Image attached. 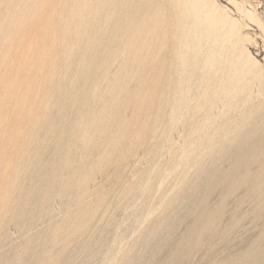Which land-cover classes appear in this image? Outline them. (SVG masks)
Wrapping results in <instances>:
<instances>
[{"label":"rangeland","instance_id":"obj_1","mask_svg":"<svg viewBox=\"0 0 264 264\" xmlns=\"http://www.w3.org/2000/svg\"><path fill=\"white\" fill-rule=\"evenodd\" d=\"M12 1H15L17 4L15 2L12 3ZM12 1H10V0H5L4 1L3 0L4 4H3V2L0 3V5L3 4L2 5L3 8L5 6L8 8V9L6 8L7 11L5 10V8L3 9V11H1L2 9H0V22H1L0 24H2V25H0V27L4 26V24H5L4 22H6V18H8V17L4 18V16L7 15V14H8L7 16H9L10 11L13 10V7L15 9L18 6V2L19 1H20L19 2L20 3L19 6H22V7H24V6L26 7L27 6L26 5L27 1H29L31 3L32 2L35 3L37 1L35 4L38 5V2H39V7L43 6V7H41V9L45 8V7H49V9L48 10L47 9H43L41 11L38 10V12L40 11V13H39L40 16H38L39 15L38 12H37V14H35V16L37 15V17H34L28 23V25H27L28 28H27L26 31H21V32L18 31V30L14 31V28H13L11 31H7L5 33L6 30H4V28H2V27H1L2 31L0 30L1 31L0 32L1 33L0 34V47H2V50L0 48V59L2 58L1 59L2 61H1V64H0V87H1L0 88L1 89L0 90V92H1L0 93V117L1 116L3 117L2 119L0 118V120L2 121V122L0 121V136H1L0 137V151H1L0 152V161L2 162V160H3V162L0 163V169L2 168L0 170L1 173H2V174L0 173V189H1L0 192H2V193H0V197H1V199H0V202H1L0 203V206H1L0 207V213H1L0 214V221H1L0 222V264H21V263L22 264H28L27 262L26 263L24 262L25 255H30L31 261L29 262V264H126L127 262H128L127 264H129L133 260L135 255H140L139 258H141V259L143 258L142 256H146L144 251L145 250L147 251L159 239L165 237L166 234L168 233V230L170 231V229H173V226H174V231H173L174 233H173L172 237L170 238V241L167 242L166 249L164 251H162L160 253V255H159V259H158L159 260V264H163L165 262L164 260L167 259V254L169 253L168 250L171 247V245L178 244V242H180L181 237L185 233H187V231H191V232L194 233L196 242H195L194 246L192 247V249L190 250V254L188 256H186L180 264H228V263H230L231 259L238 258L247 249H248L247 253H246L247 259H249V258L253 259L255 257V258L258 259V261H261L263 263L264 262V219H262V221H261L260 220L261 218H259V220H260L259 221L258 218H256L257 216L253 215V214H255V211L254 210L252 212L250 211L251 208L249 207L250 204H248L249 201L247 203H245L244 206H242L243 205L242 204L241 207H239V209H237L238 208L237 205L240 206V201L238 200L239 198H236L237 196L233 195V194L231 196L229 195L228 198H226L225 196L228 193V192H226V190L228 191L227 187L225 189V187H223V186H219V185L217 186L216 185L215 188H213L214 185H212V184L209 185L210 183H209V181L207 182V178L206 177H203V179L205 178L204 180L200 177L202 170L201 171H198V170L201 169L202 162H203L204 165H207L208 164V160H210L212 158V156H215V157H213L214 159L212 158L210 160L211 162L209 161L210 163H214L215 161H217L216 160V155H213L212 153H210V155L208 157L209 153L207 154V152L209 150L208 151L206 150V152H203L204 154L203 153L199 154V151L197 149L194 150L192 144H190L191 147H190V145H188L190 143V141L186 137V134H185L186 133V125H187V127L188 126L191 127V124L193 122V124H192V126H193L195 124V122L197 121V119L190 120L189 123H191V124H184L183 123L184 122L183 119H181V117L179 115L174 114V116H173V109L178 104V102L176 103V100L174 99V97L173 96L171 97L173 91H170V90H174V89H176L178 87H181L182 84L181 85L179 84V80L181 78L174 71L173 67H171L170 61L172 62L171 58H174L173 54H170L171 53V49L170 48H172V46H171V43L169 41L171 39V36L169 34V31H167L165 28H170L169 24H170V22L172 23L170 16L176 15V13H178L177 9H179L181 7L180 5H182V3H185V2H183L182 0L181 1L180 0H176L177 2L179 1L177 3L176 1L174 2V0H171V1L169 0L171 2V4H173V5L176 4V5H174L175 6L174 7L173 5L169 6L170 4H168V3H170V2L168 0L167 1L166 0L165 1L164 0H161V1L160 0L159 1L158 0H153V1L151 0L152 2H150L149 0H138L137 1L138 3L135 0H125V1L124 0H120L122 3L119 0H116V1L115 0H110V1L109 0L108 1L107 0H100L104 4H105L106 1H107V3L109 2L108 3L109 5L106 3L105 5H107V6L103 5L104 6L103 7V6H98L99 4H97V6H96V3L99 2L100 4H102V2L95 1V0H92L91 3L89 2L90 0H87L88 2L86 0H85L86 2H83L84 0H79L80 2L82 1V3H79V1H78V3H75V2H77L75 0H69L70 2L67 0L68 3L65 2L64 4L67 3L65 6L71 5V6H69V7L72 8L71 9L68 6H67L68 7L67 8V7L62 5L63 4L62 2H64L65 0H63V1H61V0L53 1L52 0L51 2H53V3H50V0H43L42 2L40 0H25L24 1L25 3H23V0H17V1L16 0H12ZM57 1H59V2H57ZM93 1H94V5L96 6V8L92 7L94 5L91 6ZM172 1H173V3H172ZM215 1H217L219 6H226V5L229 6L231 8V11H230L231 15L234 14L233 17L241 18L240 13L237 11L236 7L234 6V4L230 0H215ZM253 1H255V0H250V3H252L253 6H256L257 5L256 2H253ZM10 2H11V5H13V7L9 4ZM114 2H115L116 5L114 4V5L111 6L110 3L113 4ZM187 2H188V5H186ZM223 2L225 3V5H224ZM5 3H6V5H5ZM48 3H50L51 6H48L47 5ZM86 3H89V4L86 5ZM153 3H154V6H153ZM52 4H53L54 7L52 6ZM83 4L86 5L87 7L84 6ZM120 4H121V7H120ZM130 4L131 5L133 4V5L130 6ZM177 4H178V6H177ZM186 4L185 5L187 7L185 8V6H182V7H184L183 9H187V10L190 9L191 8V7H189V6H191L190 2L186 0ZM7 5H10V6L8 7ZM72 5H74V6L78 5L76 7H79L78 8L79 10H76L75 7L72 6ZM2 6H0V8ZM58 6L61 7L60 8L61 10L63 8L64 10H62V12L65 13V14L64 13L61 14L62 16H60V17H59L60 13L58 12L60 9H59ZM168 6L172 7V8H170V10H169ZM85 7H86V9L89 7L87 9L88 11L85 9ZM97 7H101V10H99L100 8H97ZM114 7H116L115 9L117 11L114 10ZM165 7H166V9H165ZM249 7H252L251 4H249ZM93 8H95V12H93V13H95L94 17L97 16V17H95L96 19H94V20L92 19L93 17L91 18L93 13L89 11V10L93 11ZM105 8H106V12L107 11L111 12L112 10H114L113 11V12H115L114 18L105 20V18L108 16L109 12H107L108 14L105 16V18H103L104 14H106V12L102 13L103 16H102V14L100 12L102 10L104 11ZM120 8L123 9V12H121L122 10H120ZM174 8H176V10ZM258 8H259L260 11H264L263 7H258ZM74 9H75V12H76L75 15L73 14L74 12H72ZM82 9L83 10L85 9L84 11H86L88 13H85ZM97 9L100 12H97L96 11ZM164 9L166 10L165 13H164ZM46 10H47V12H46ZM67 10H69V11L67 12ZM118 10H120L121 13ZM5 11H6V14H5ZM78 11H80V13L77 14ZM170 11H171V13H170ZM175 11H177V12H175ZM44 12H45V14H44ZM82 12L85 13V14H88V16L87 15L86 16L88 17L89 22H90V20H92L93 22L89 23L87 17H85ZM181 12H183V11H181L179 9V14H177V15L183 16L184 18L188 17V19L195 18V16L197 15V13L196 14L192 13V14H187L189 16H186V15L184 16V14L181 13ZM97 13H99V14H97ZM167 13H170L169 14L170 16H168ZM81 14H83V15L80 16ZM100 14H101V16H100ZM148 14H149V16H148ZM157 14H158V16H157ZM41 15H42V18H41ZM44 15H45V17H44ZM57 15H58L59 18L57 17ZM77 15H79L78 16L79 17V21H78V18H75V17H77ZM125 15H128V16L126 17ZM52 16L53 17L56 16V17L55 18H51ZM63 16L65 17L64 19H63ZM143 16H144V18H143ZM154 16H155V18H154ZM156 16L158 18L157 20H155ZM68 17L71 18L70 21L68 20L69 19ZM82 18L84 19V22L89 23V27L91 26L90 27L91 29H88V31H87L88 34H82L81 32L77 33V31H75V30H78L81 27L80 23H82V21H81ZM85 18H86V20H85ZM58 19H59V21L62 19V22L63 21L66 22V19H67V22H66L67 25L65 24L67 26V28H66V26L64 27V25H62L64 22L59 24ZM100 19H102V20L104 19L102 24H101L102 21ZM150 19H151V21H150ZM126 20H127V22L125 23L124 21H126ZM128 20H129V22H128ZM158 20L161 21L160 23L162 25L160 23H158ZM115 21L117 23L118 22L119 23L116 25ZM139 21H141V22H139ZM47 22L49 24L51 23L50 26L48 25ZM68 22H70V23L68 24ZM76 22L78 24H75ZM137 22L139 23L140 26L139 25L136 26ZM142 22H143V26H141ZM155 22H156L157 25H160V26L157 27V30H156L157 32L155 31V29H156ZM41 23L43 25H40ZM52 23H53V25L54 24L56 25L58 23V25H56L57 26L56 28L59 27V30L57 29L59 32L56 30L55 25L53 26V28L55 30L53 28H50ZM91 23H94V24L92 25ZM112 23H114L115 26H117L119 28L123 27L122 28L123 30H121V29L119 30V28L113 26L114 24H112ZM150 23H153V24H150ZM174 23H175V21H174ZM103 24H105L103 26V28H106L107 30L102 28ZM121 24H124V25L122 27H120ZM74 25H75V28H74ZM95 26H96V28L100 26V28L96 29ZM107 26H108V28H107ZM163 26H165V27H163ZM110 27H111V29H109ZM113 27H115L114 30H112ZM135 27H137V29ZM174 27L177 28L176 24L173 25V28ZM63 28H65V29L63 30ZM72 28H74L75 30L72 29ZM93 28H94V30H92ZM146 28H148V30H146ZM152 28L153 29L155 28L154 29V33L155 34L153 35V39L151 38V36H152L151 34L153 32V30H151ZM171 28H172V26H171ZM102 29L106 33L103 32ZM117 29H118V31L115 33V31ZM65 30H66V32L64 33L63 31H65ZM89 30H90V32H89ZM91 30L94 31V33L96 32L95 34H97V35L93 34V32L91 33ZM110 30L113 32V35H112ZM136 30H138V32ZM139 30L141 31L140 33H143L144 35L143 34L141 35L139 33ZM143 30H144V32H143ZM168 30H171V29H168ZM242 30H243V34L245 33L244 35H249L248 41H246V45L249 48V50L250 49L252 50V51L250 50V52L253 53L252 54L253 57L255 59L257 58L256 60L262 63V64L261 63L260 64H261V68L263 69L264 68V47H263L264 46V41H263L262 36L260 35L261 34V29L259 28V26L256 23L248 21V25H244ZM107 31H108V33H107ZM127 31H128V33H127ZM132 31H133V33H132ZM135 31L137 32V36H136ZM43 32L46 35H43L44 34ZM60 32H61L62 35L58 36V34H60ZM123 32H125V33H123ZM146 32H151V34L146 33ZM28 33L31 35L32 38L29 37L30 35H28ZM114 33H115V36H118V37H115ZM126 33H127V35H126ZM134 33H135V35L132 36V34H134ZM166 33H167V35H166ZM108 34L109 35L111 34L110 36H112V37L108 36ZM120 34H122V35H120ZM158 34H160V35L158 36ZM163 34H165L166 40H167V37H168V39L170 38L169 40H167V43H168L167 45H166V42L164 43V41H166V40H164L165 39L164 36H161ZM168 34H169V36H168ZM251 34H252V36H251ZM34 35H36L37 37L34 36ZM86 35L87 36L88 35L91 36V39H90L89 36H88L89 39H87ZM147 35H148V37L150 36L149 39H148ZM3 36L4 37L6 36V37L4 38ZM39 36H41V37H39ZM94 36H96V37H94ZM97 36L99 37L98 39H97ZM107 36L110 39L107 38ZM119 36L120 37L122 36L123 39L125 37V41L122 38H120ZM128 36H132V37L129 38ZM24 37L26 38V41L21 43V45L19 44L21 46L20 47L18 45V42L20 41L19 39L22 40V38H24ZM38 37L41 38V40H42L41 43H40V39ZM67 37L69 39H67ZM92 37L94 38L93 40L96 41V42H94V44H93ZM157 37H160L159 39L163 40V42L160 41ZM29 38L32 39V40L30 39V43L31 44L30 43L27 44L29 42ZM34 38L35 39L38 38L39 41L37 40V42H36V40ZM95 38H96V40H95ZM106 38L109 39L110 41H108ZM111 38H113V39H111ZM127 38H128L129 41L127 40ZM140 38L144 39V42H142V41L140 42V40H139ZM156 38H157V40H156ZM12 39H13V42L11 41ZM51 39H52V41H51ZM54 39H55L56 45H55V42H53ZM115 39L116 40L117 39H122V40L121 41L118 40L119 41L118 42ZM150 39H152V40L150 41ZM3 40H5V42ZM6 40H8V41H6ZM59 40L62 41V42H60ZM69 40H71V41H69ZM72 40H74V41H72ZM98 40L100 42H98ZM102 40H103V42H101ZM45 41L48 44L47 48H45V49H47V50L50 49L49 51H46L45 49H43L44 46H46V43H44ZM130 41H132V42H134L136 44L135 50L132 49L135 44L133 43V46H132V43H130ZM159 41L161 42V44L162 43L165 44V46L163 44L162 45L160 44L161 45L160 47H162L160 49H159V46H158L159 43H160ZM81 42H83V43L85 42L86 45L85 44L84 45L87 48V50H86V48L85 49L82 48V50H86V51H83V52H85L84 54H83V52L81 50L77 54L78 56H76V54L74 55L76 59L74 57H72L73 61L71 60V68H73V69L71 70L70 66H67V65H69V63L64 61V60L67 61V59H64L65 56L67 57V55H68L67 54L68 53V51H67L68 48L67 47H69L70 44L72 45V43H73L72 46H74V47H75V45L77 43H78L77 45L79 46ZM114 42H117V43H114ZM127 42H129V44ZM136 42H138V43H136ZM145 42H147V43H145ZM142 43L143 44L145 43L147 45V47H144V46H146L145 44L142 46ZM153 43H154V46H153ZM11 44L14 47L13 50H12V45ZM43 44H44V46H42ZM66 44L68 46H66ZM87 44L88 45L90 44L89 46H91V44H93L92 47L94 48L93 49L94 51L92 50V48L87 46ZM116 44H119V45L114 46ZM123 44H124V46H123ZM130 44L132 46V48H130L132 53L129 52L130 50L128 48ZM138 44H140V45H138ZM16 45H18L17 48H16ZM32 45H34L33 46L34 50L30 49V47L32 48ZM81 45H80V48H81ZM84 45H82V47ZM151 45H152V48L153 47H155V48H153V49L150 48L149 49V46H151ZM109 46H110V48H109ZM137 46H140L141 47V48L139 47L140 49H143V47H144V49L148 48L149 50L147 49L148 50L147 51L146 49L145 50L143 49V52H139L140 49L136 48ZM52 47H55V48H52ZM115 47H117V48H115ZM76 48H77V46H76ZM163 48H165V49H163ZM88 49H91L92 51L88 50ZM121 49H123V50L121 51ZM137 49H139V50H137ZM158 49H159V52L157 51ZM22 50H24V51H22ZM160 50H162L161 54H159L161 52ZM55 51H57V52L55 53ZM113 51H115V52L117 51V52L115 53ZM36 52H38L39 54H37ZM88 52H89V54L87 55ZM125 52H127V54ZM156 52H158L159 55H157ZM118 53L119 54L122 53V54L119 55ZM135 53H136V56L138 57L139 61L137 59H135V58H137L135 56ZM15 54H16V56H15ZM60 54L63 55V56H61ZM80 54L86 56V60H87L86 62H90L91 63V64L89 63L90 65L88 64L89 65V70L87 72L88 74H86L88 78L85 77L89 83L91 82L90 83L91 85L89 83L87 84V81L85 79H83L84 77L82 79L80 78L81 85H78L79 87L77 86V89H79V92H78V90L72 89L71 82H72V79L74 78V76L72 77V74L76 73L75 71L77 70L78 63H80L82 61L81 60L82 58L80 59V57H82V56H80ZM132 54H134L133 56H135V58H132V56H131ZM152 54H153V56H152ZM1 55H3V56H1ZM58 55H59V57H58ZM126 55H127V57H126ZM148 55H149V57H146V58L150 59L151 56H152V60H153V58L155 59V60H153V62L156 61L152 65V60L151 59H150L151 63H149L150 61L148 59L146 60L148 62L146 65H149L152 68V70H151L150 67L148 68V66H143V65L142 66H138V65L144 64L145 60H144V57L142 58V56H148ZM154 55H156V56H154ZM43 56H45V57H43ZM115 56H116V58H115ZM139 56H141L140 58H142L143 63L141 62ZM33 57H35V59ZM57 57L59 58V60L56 61ZM17 58L20 59L21 62H19V60H17ZM61 58H62V60H61ZM162 58H164V59L162 60ZM37 59H38V61H37ZM129 59L132 60L133 62H131ZM134 59L137 60V61H135ZM34 60L39 63V64H37V66L36 65H32L33 63L34 64L37 63V62L35 63ZM165 60L167 62H165ZM62 61H64V63ZM104 61H106V64L103 63L104 67L102 68L101 67L102 63L101 62H104ZM127 61H128V63H130V64H128V65H130L129 66L130 70L127 71V73H125L126 70H128L127 69L128 65L125 63ZM134 61H135V63L140 62L141 64L140 63L139 64L137 63L138 65L131 64V63H134ZM18 62H19V64H18ZM43 62H44V65H43ZM48 62H50V63H48ZM119 62L123 63V66H122L123 68H125L127 66V68H125V69L122 68V70H125V72L121 70L123 75L124 74L125 75L128 74V76H129L128 72L132 71L131 69H134L137 66H138V68L136 70H138V71L136 72L135 69H134L133 70L134 72L133 71L130 72L131 75L129 77L127 76V77L124 78V76H125L124 75V76H122V78H123L122 79L120 77V75H122V73L120 72L121 64H119ZM158 62H159V64H158ZM76 63H77V65H76ZM107 63H108V65H107ZM109 63L111 64V66H110ZM118 64H119V67H118ZM17 65H20V67L23 68V69H20V67L17 66ZM32 66L36 67V68L34 69ZM63 66H66L67 68L65 67V69H64ZM90 66L95 67V69L90 67ZM132 66L134 68H132ZM154 66L158 67V68L156 69V68H154ZM24 67L26 69H24ZM57 67H58L59 70L56 69ZM60 67H61V69H60ZM74 67L76 68L75 71H73L75 69ZM110 67L113 69V72L115 70L114 74L112 73V69ZM139 67H142V69L139 68ZM15 68H16V70H15ZM41 68L43 70H41ZM108 68L111 69V71H109ZM29 69H31V70H29ZM37 69L41 70L39 72L38 76H37V72H38ZM67 69L68 70L70 69V70L66 71ZM20 70H22L21 72H23V73H20ZM146 70H148V73L150 71H155V72H150L151 77L153 76L158 81L162 80L161 82H164V83H161V82H158V81L156 82V80L152 77L155 80V82L152 79H151V82L153 81L152 83L156 84V85L153 84L156 87V89L152 88L153 85H152V87L150 86L152 89L149 88V87H145V86H149L150 83H151L150 80H149L150 79V75L148 73H146L147 72ZM25 71H26V73H25ZM27 71H28V73H27ZM34 71H36V73ZM103 71H104V73H103ZM106 71L109 72V73L111 72V74L107 73ZM1 72L2 73L5 72V74L3 75V76H5L4 78L1 77L2 76ZM29 72H30V74H29ZM32 72H34L35 74L32 73ZM92 72L93 73L95 72L96 74L95 73L92 74ZM119 72L121 73L120 75H119ZM138 72H139V74L135 75ZM172 72H175V73H172ZM115 73H117V75H119L118 77L120 79H118V77L115 75ZM154 73H157V75H155ZM49 74H51V75H49ZM66 74L68 76L65 78L64 75H66ZM158 74L159 75L161 74L160 77H159ZM166 74H167V76H166ZM111 75L112 76L115 75V77H111ZM133 75L138 79V81H136L137 79L135 80V77H132ZM263 75H264V69H263ZM18 76H19V78H18ZM32 76H34V77L32 78ZM50 76H53V77H50ZM144 76H145V78H144ZM147 76L149 77L148 81H147ZM157 76L159 77V79H158ZM171 76L173 78L175 77L174 80H172L173 78ZM7 77H9V80H8ZM16 77L18 79H16ZM30 77H31V79H30ZM36 77H38V78L40 77L39 79H41V81H43V83L40 80H38V79H37L38 81H36ZM49 77L52 79V81H53L52 83L53 84L50 83L51 79H50V81H48L50 84H48L47 80H49ZM101 77H103V79L105 78V81L106 80L107 81L105 82L103 79H101ZM168 77H169L171 82L167 79ZM109 78H112V80H114L115 83L119 80V82H117V84L119 83L118 86H117V84H114L111 81V84L113 83L114 86L112 84V85H109V88H107L108 84L110 83V82H108V80H110ZM114 78H116L117 81ZM127 78L128 79L131 78V79L127 80ZM132 78H134V79H132ZM160 78H162V79L160 80ZM6 79L9 81L8 83L6 82L7 81ZM121 79H122V81H120ZM139 79H142L143 81L139 80ZM165 79L167 80L166 82L172 83V86L174 87V89H173V87L170 88V89L168 88L169 85H167L168 83L165 82ZM57 80L59 81V83L61 82L60 83L61 86L63 85L64 87L63 86L61 87L59 85V83L55 84L54 81L57 82ZM83 80L86 83L85 82L82 83ZM124 80H125V82L123 83ZM134 80L137 83L133 82ZM67 81L68 82L70 81V82L67 83ZM94 81H96V82H94ZM101 81H104V84H103V82H102V84H99V82L101 83ZM173 81L175 83H173ZM182 81H184V80H182ZM13 82H15V83L13 84ZM45 82L47 84H45ZM126 82H129V83H126ZM139 82H140V84H138ZM145 82H146V84H145ZM92 83H94V84L92 85ZM95 83L99 84V85L97 84L98 87H97V85H96V87L94 86ZM120 83L122 85V88H121ZM131 83L133 84V86L136 85V84H137V86L133 87ZM159 83L161 84V86H160ZM261 83L264 86V81H262ZM27 84L28 85L30 84L32 88L30 87V85L28 86ZM43 84H45V85H43ZM54 84L56 85V86H54L55 88H53V86H50V85H54ZM83 84L84 85L86 84V85L84 86ZM125 84L127 86H129V88H127V86ZM143 84H144V86H143ZM6 85H8V86L6 87ZM26 85H27V87H26ZM33 85H34V87H33ZM38 85H40V88H41L40 92H37V91H39V86ZM48 85H49V87H48ZM140 85L142 86V90H141ZM42 86H43V88H42ZM57 86L59 87L60 90H58ZM91 86L95 87V88L93 87L94 90L93 89L91 90V88H92ZM100 86H102V87L99 88ZM104 86L106 88H104ZM110 86H112V88ZM158 86L160 87V88H158V91L161 89L159 93H161L163 95L165 94L166 88L168 89L166 91V95L167 96L164 95V98H162L163 96L161 94L159 95V94L155 93V92H157L156 90H157ZM165 86H167V87H165ZM84 87H86V88H84ZM132 87H133V89H132ZM248 87H247L248 88L247 91L250 94L249 91H251V93L252 92H256V91H258L260 89L261 85L260 86H255V87L251 86L252 88L250 86H248ZM130 88H131L132 93L134 95L131 94ZM134 88L135 89L138 88V89H136L137 90V94L139 93L138 96H137L136 92L134 93V91H136ZM7 89H8V91H7ZM55 89L58 90V93H57V91ZM100 89H102V90H100ZM106 89H108V90L106 91ZM114 89L116 90V92H115ZM122 89H123V91H122ZM11 90H12V92H11ZM46 90L49 91L50 93L53 92L52 93L53 96L56 95L57 97L55 96V98H54L51 95H47V97L50 96L48 98L49 100L45 99L44 96L46 97V94L49 93V92L47 93ZM50 90H52V92ZM65 90H66V92H69V90L71 92L65 94L64 93ZM97 90L99 91V93H97ZM119 90H121V91H119ZM162 90H164V91L161 92ZM2 91H4V92H2ZM41 91H44V92H41ZM61 91H62V93H61ZM100 91L102 92V94H101L102 96H99V94L101 93ZM110 91H111V94H110ZM140 91H141V93H140ZM45 92H46V94H45ZM76 92H78L80 94H77ZM83 92L85 94H87V96L85 94H83ZM103 92H106L107 94H110V96L107 95L106 93H103ZM112 92H113V94H116L117 92L121 93V94L117 93L118 95H116V97H115L116 98L115 102H117V103L113 102L114 100L112 101V99H115V98H113L114 95L112 94ZM143 92L147 93L146 94L147 97H144L143 99H145V98L146 99L143 100V101L140 100V99L139 100H140L141 103L142 102L143 103L146 102V103L144 105H142L143 103L141 104L142 105V109L139 112V108L138 107H140L139 106L140 103H139V100H138L137 97H139V96L141 97L142 94H144V96H145V93H143ZM35 93L36 94H38V93L41 94V95L38 94L39 95L37 97L38 99L36 98L37 95ZM42 93H44V95ZM256 93H254V94H256ZM31 94H32L33 97L30 96ZM62 94L64 95V99H63ZM68 94H69L68 99H70L69 102H72V103H69L68 101L66 102V100H68V99L65 100V98H67ZM103 94H105L107 96V98H106V96L104 95L106 99H104ZM121 95H123V96H121ZM4 96H5V98H4ZM60 96H62V97H60ZM118 96L121 99H123V100L127 99V103L124 102L125 100L124 101L121 100ZM254 96L257 99L254 98L253 101H256L257 103H260V102H262L264 100L263 96L261 97V96H258L257 94L254 95ZM29 97L33 98L34 101L36 100V102H34L33 99L31 101V99ZM128 97L131 98V99H128ZM156 97H157V100H158L159 103L155 99ZM53 98H54V100H53ZM94 98H95V100H94ZM108 98L112 101V105H111V102H110L109 105L108 104L106 105V103L107 102L109 103V101H110ZM135 98L137 99L138 102L135 101ZM170 98L171 99L173 98V100L171 101ZM41 99H44V100H41ZM60 99H62L63 101L65 100L64 102H65L66 105L62 104V102H61L62 100H60ZM102 99H104L103 100L104 102L102 101ZM117 99H120L121 101H118ZM149 99L151 100V103H150ZM165 99H166V102L168 104V105L166 104V106L167 107L169 106V107H168V109L166 108V110H165L166 112L168 111L167 114L165 113L163 115L162 113H163V110L165 109ZM55 100H56V102H58L56 106H55V104H56ZM58 100H60V102ZM97 100L100 102V104H99V102ZM100 100L102 101V103H104L103 105L101 104ZM129 100L131 102V105H128V107H127V104L129 103ZM29 101H31L32 103L29 102ZM50 101L53 104L54 103L55 104L51 105L52 103ZM133 101H135V103H137L136 105H138V106H134L133 104H135V103ZM12 102H14V103L12 104ZM25 102H26V104H25ZM85 102H87L86 105H85ZM37 103H38V105H37ZM47 103H49L50 105L47 104ZM88 103H89V106H88ZM92 103H94V105ZM122 103H123V105H122ZM157 103H158V105H157ZM162 103H163V105L160 106V104H162ZM34 104H36V105H34ZM96 104H98L99 106L96 105ZM146 104H147V107L150 105L148 107V110H146L147 109V107L145 106ZM151 104L152 105L155 104V106L153 105L154 107L152 108ZM172 104H173V106H172ZM43 105L48 106V107L47 108H43L44 107ZM57 106H59V107H57ZM83 106H85V107H83ZM131 106L134 107V108H130ZM143 106L146 107V108H144ZM159 106H160V108H159ZM171 106H172V108H170ZM106 107H110L111 109L110 108H106ZM125 107L128 108V109H126ZM135 107H137V108H135ZM80 108H82V110H79ZM161 108H162V112L160 111ZM108 109H110V110H108ZM120 109H121V111H120ZM133 109H134L135 113L132 111ZM152 109L153 110L155 109V112H153ZM171 109H172V111H171ZM219 109L217 111L218 114H219L220 111H223L222 108H221L222 110L221 109L219 110ZM30 110H33L34 112L30 111ZM40 110H42V111L40 112ZM101 110L104 112L103 114H105L106 116L101 114L102 113ZM105 110H106V112H105ZM117 110H118V112H117ZM130 110H131V114H132V119H133V115L136 114L135 116L138 119L137 120L138 123L137 122H132V119L131 120L129 119L131 117L130 114H128L130 116H128V115L126 116V113L127 112L130 113L129 112ZM82 111L85 114L93 115V116H90V117L88 116V117L91 119V121L94 120V119H95V121L90 123L89 118L86 117L87 115H85ZM123 111H125V112L127 111L126 113H124L125 117L127 118L126 119L124 117L126 119L124 121L125 122L127 121V124L126 123L125 124L122 123L124 118L122 120L120 119L121 117L124 116ZM224 111H225V109H224ZM224 111L222 113H220L221 115L219 114L215 118L217 124H220L222 122V119L224 118V115H223ZM20 112H22V113H20ZM51 112H53L54 114H57L59 112L60 113L57 114V116H56V115H54ZM95 112H96V114H95ZM169 112L172 114L171 117H169L170 116ZM41 113L43 114V117L41 116L42 115ZM62 113L64 114L63 115L64 117L61 116ZM66 113H68V114H66ZM79 113L81 114L79 116V120H76L75 118H78ZM156 113H158V115ZM6 114H9L8 115V120L9 121L4 120V117L5 118L7 117ZM98 114L103 117L101 119V122H103L101 124L105 125L103 127L99 124L100 116ZM121 114H123V115H121ZM142 114L145 115V119H144V116H142ZM146 114H148L150 119L151 118H154V119L150 120L149 118H147L148 116ZM151 114H152V116H151ZM159 114H160V116L162 115V117H160ZM168 114H169V116H168ZM109 115H110V117H111V119L113 121L111 119H109L110 118ZM117 115L119 116V118L115 117ZM153 115L156 116L157 118H159V117L160 118L156 119ZM28 116H30V117H28ZM37 116H40V118L37 117ZM54 116H56V117H54ZM58 116H60V117H58ZM135 116H134V118H135ZM139 116H141V117H139ZM176 116H177V118H175ZM31 117H32V121L33 122L37 121L36 118H39L38 120H40V119L41 120L45 119V120L43 122L39 121L42 124V126L39 127V125H38L39 122L38 121L35 122L36 125H35V123L33 125L32 121H29V120H31L30 119ZM138 117L140 118L141 121L144 120L143 121L144 124H146V122H149L146 125H148V126L149 125L150 126L153 125V127L149 126L151 128L150 129L148 126H145L143 124V122L141 123V121L139 120ZM220 117H223V118H220ZM55 118H56V120H55ZM63 118L66 119V120L63 121L64 120ZM136 118H135V120L133 119V121H136ZM178 118H180V122H179ZM47 119H49V120H47ZM115 119H116V122H115ZM167 119H168V121H167ZM202 119H203V117L200 118V120H202ZM19 120L20 121L23 120V121L20 122ZM54 120H55V123L50 124V128L51 129L49 128L50 130H48L49 123H51V121L53 122ZM157 120H159V121H157ZM160 120H161V123H160ZM220 120H221V122H220ZM59 121H60V123H59ZM73 121H78V122L75 124V122L73 123ZM80 121H81V123H80ZM111 121L114 124L113 129L110 128V129H112V131L107 129V126L108 127H112L113 126V124H111L112 123ZM130 121H131V123H130ZM155 121H157L156 125L158 123V127H157L158 129L156 128V126L154 127V125H155L154 122ZM61 122H62V124H61ZM64 122L66 124H69L70 126L66 125ZM120 122L125 125L124 126V125L121 124L123 126L122 128L124 130H126V128H124V127H128L129 128V126L133 123L130 126L131 129H127V132L130 131V133H132V134H129V132H128L129 135H127L126 131L125 132H124V130L122 131V128L120 127L121 126ZM78 123H79L80 126L78 125ZM107 123H108V125H107ZM140 123L143 124V125H141ZM89 124L90 125L92 124V125L89 127ZM93 124H95V125H93ZM98 124H99V126L97 128L96 126ZM134 124L136 126H133ZM182 124H184V126H181ZM217 124H215V125H217ZM7 125H8V127H7ZM37 125H38V127H37ZM77 125H78L79 129H78ZM139 125H141L142 127L139 126ZM32 126L34 128H35V126L37 127V128H35V131L32 130V129H34ZM58 126L63 127L65 129L64 130L65 132L63 131V129L61 127H58ZM94 126L99 131H97V129L94 128ZM115 126H117V127L115 128ZM144 126L146 127V130L142 129ZM3 127L6 128V130H8V131L5 132V129ZM83 127H86V128H84L85 130L84 129H80V128H83ZM137 127H141L140 129L145 131L146 134L143 133L142 130H140ZM183 127H185V128H183ZM8 128H10V129H8ZM90 128H92V129H90ZM119 128H120V130H118ZM152 128H153V131H152ZM38 129H40L41 132ZM183 129H185V130H183ZM92 130H93V132H97L96 134L100 133L101 136L99 134L98 135L101 138L97 137V135L95 133L94 134L96 135V137L94 135L91 136L92 134L90 135V133L92 132ZM2 131H4V132H2ZM110 131L113 132L112 134H113L114 137L111 136L112 134H110ZM150 131H152V132L155 131V132L154 133H152V132L150 133ZM122 132H123V134H121ZM163 133H165V134H163ZM57 134H64V136L63 135L62 136L61 135H57ZM80 134L82 135L81 139L83 138V139H85V141L84 140H81V142L79 141L78 137L80 138V136H81ZM152 134H154V135L156 134V135L154 136ZM181 134H182V137H181ZM51 135H52V137H51ZM53 135H54V137H53ZM77 135H78V137H77ZM130 135L133 136V137H131ZM134 135H138V136L134 137ZM29 136H30V138L33 137L31 139H33V141L35 140V143L30 142L31 139L29 138ZM59 136L61 137V140L63 139L61 141L63 143V145H62V143L60 144V140H59L60 137ZM183 136H185V137H183ZM111 137H112V139H111ZM128 137H131L132 139L128 138ZM136 137H137V139L135 140L134 138H136ZM164 137L166 139H164ZM69 138H70V141L73 142V143H71L69 141L70 144H71L70 149L72 147V149L74 148L75 150L67 149V148H69L68 145H67V144H69V142H68ZM121 138H122L123 141H121ZM125 138L128 139L129 141L128 140H124ZM86 139H87V141H86ZM99 139H100L101 142L102 141L105 142L106 147H105L104 143H103V145L100 144L101 142H99ZM182 139H184L185 141L182 140ZM204 139H205V137L199 138V140H197V143L200 142L201 140H204ZM37 140H38V142H37ZM112 140L115 141V142H119V140H120L121 144L119 142L118 144L116 143V146H114L115 142H113ZM140 140H142V141L145 140V141L142 142ZM1 141H3V142H1ZM108 141L113 143V147L114 148H112V146H109V145H112L110 143H109V145H107ZM124 141L127 142V144H125ZM135 141H138V142L136 143ZM18 142H19V144H16V145L17 146L20 145V147H17L15 145V143H18ZM22 142L24 144H22ZM44 142H46V143H44ZM64 142L66 144L65 146H64ZM85 142H88V146L87 147H86L87 144H85ZM37 143H38V145H37ZM122 143H124L126 146H122ZM141 143H142V145H141ZM89 144L94 146L93 148H95V147L96 148L95 149H93V148L91 149L92 146L89 147ZM119 144L121 146H119ZM132 144H133V146L135 145V147H132V149H131V147H129V146H132ZM138 144H140V145H138ZM98 145H100V146H98ZM101 145L103 146V148H101L102 147ZM34 146H36V147H34ZM76 146H77V148H76ZM136 146H138L139 148L136 147ZM141 146H143L144 148L141 147ZM185 146H187L188 148L190 147L189 150H187L188 149L187 147L185 149L184 148ZM1 147H3V148L1 149ZM5 147H7L8 149L5 148ZM115 147H117V148H115ZM119 147L121 149H118ZM17 148H20V149H18L20 153L18 152V150H16ZM59 148H60V150H59ZM127 148H130V149L127 151ZM65 149L67 151H69V152H67ZM145 149H146V151H145ZM180 149H181L182 153H181ZM23 150H25V151L23 152ZM192 150H193V153H192ZM166 151H167V153H166ZM183 152H185V153H183ZM22 153H24V155L26 154L25 155L26 158L24 157V155H22ZM54 153H55V155H54ZM69 153L72 154V155H70V157L68 159V157H66V156H69V155H66V154H69ZM104 153H106L108 157L104 156V158H102V159L105 160V159L108 158L110 160V162H108L109 160L108 161L105 160V161H107L106 164H105V161H104L105 165L102 163V159H101V157H102V155ZM121 153L122 154L124 153L125 156L122 155L124 158H122V156L119 157V155H121ZM128 153L131 154V155L132 154H134V155H132V156H130L128 158V156H127ZM148 153H150V154H148ZM35 154L37 156H35ZM178 154H179V156H177ZM2 155H3V157H2ZM7 155L10 158L7 157ZM13 155L14 156L16 155L17 157L16 156L13 157ZM18 156L21 157V159L18 158ZM54 156H55L56 159H54ZM109 156H110L111 159L109 158ZM206 156H207V158H210V157L211 158L206 160ZM22 158L26 159L25 160L26 162L24 161L25 164L23 163V165L21 163L20 164L18 163L20 160H22ZM117 158L118 159L122 158V159L118 160ZM203 158L205 160H203ZM17 159H19L18 162L16 161ZM29 159H30V161H29ZM70 159H71V161H70ZM158 159H160V160H158ZM13 160H15V163H14ZM40 160H42V161H40ZM191 160H193V161H191ZM212 160H213V162H212ZM54 161H55V163H54ZM199 161H202V162L198 163ZM64 162H66V163L64 164ZM3 163H5V164H3ZM29 163H31V164H29ZM72 163H73V165H72ZM101 163L104 166H102ZM122 163L124 164V166H123ZM13 164H15V165L17 164L16 165L17 167L15 165H13ZM171 165H173V166H171ZM44 167L46 168V170H45ZM72 167H73V169H72ZM92 167L93 168L95 167V169H97L98 172H96L97 170H95V169H94V172H92V170H93ZM21 168H22V170H21ZM43 168H44V170H43ZM98 168L101 169V171ZM198 168H200V169H198ZM33 169H34V171H33ZM56 169H58V170H56ZM40 170H42L43 172L40 171ZM44 171H47V172L49 171V172L47 173V172H44ZM198 172H199V174H198ZM11 174L14 176V178H12L13 176ZM30 174H32V175H30ZM59 175H61V176H59ZM120 176H122V177H120ZM25 177H27V178L25 179ZM33 177H34V179L36 178L38 180H36V179L33 180ZM67 177H69V178H67ZM44 178H46V179H44ZM200 178L202 179V181H201ZM11 180H12V182H11ZM138 180H139V183H138ZM39 181L40 182L43 181L44 182V186L45 185L46 186L45 187L43 186V188H42L41 185H40L41 183ZM46 181H47V183H46ZM204 181H206V182H204ZM16 182H18V183H16ZM9 184H11V185H9ZM16 185H18V187ZM47 186H49V187H47ZM81 186H82V188H81ZM221 187L224 188L223 189L224 191L221 190L222 189ZM7 188H11V190L7 189ZM201 188H204V189H201ZM50 189L52 191L51 193H50ZM79 189H80V191H79ZM199 189H201V190H199ZM202 190H203V192H202ZM212 190H213V192H215L217 194L220 193V195H222V198L220 197L219 194H218L219 196L217 198V194L215 195V193H213ZM217 190L218 191L220 190V192H218ZM14 191L16 193H14ZM145 191H146V193H145ZM147 191H149V193ZM192 191H193V193H192ZM3 192H4V194L5 193L6 194L3 195ZM129 192H131V193H129ZM222 192L226 193V194L223 195ZM7 193H9V194L7 195ZM211 193H213V195ZM12 194H14V195H12ZM42 194L44 196H42ZM165 194H167V195H165ZM244 194H246V193L244 192L243 195ZM24 195L26 196L25 199H24ZM234 197L236 199H234ZM220 199H221V201H218ZM185 200H187V201H185ZM237 201L239 202V204H238ZM18 202H20V203H18ZM219 202H220V204H219ZM222 202H224L225 204H223ZM234 202H235V204H234ZM230 203H232V204H230ZM10 204H12V205H10ZM221 205H223L222 207L225 208V209H223L222 207H219ZM224 205H226V207L228 209ZM4 206H6V207H4ZM207 206H209V207L211 206L209 210H211V208H212V209H214L213 211H215V213L216 212L219 213L222 209H223V211H221V213H219V215L220 214L221 215L217 216V218H216L215 215L218 214V213H216L214 216H212L214 212L211 214L212 210H211L210 213H207V211H208V208H206ZM235 206H237V207H235ZM173 207H174V209H172ZM242 208H244L243 211H242ZM27 209L29 211H27ZM205 209H207V210H205ZM236 209L239 212H242L243 214L239 213ZM247 209H248V211H247ZM86 210H89V211L87 212ZM165 210H166V212H165ZM249 211L251 212L252 216H248L250 214ZM84 212H87L89 216L88 215L86 216L87 213H84ZM247 212L249 214H247ZM147 213H148V215H147ZM234 213H236V215ZM23 214H25V215H23ZM28 214H31V215L29 216ZM208 214H210L211 217L208 216ZM244 214H247V216L244 215ZM223 215H224V217H223ZM238 215H240V216H238ZM1 216H3V217L1 218ZM83 216L87 217V220ZM236 216H237V218H236ZM81 217H83V219H81ZM218 217H220V218L223 217V218L220 219ZM232 217H235L236 219L233 220ZM242 217H244L245 220ZM211 219H213V220H211ZM216 219H219L220 222H218V223L222 224V227L217 223ZM255 219L257 221H259L260 224L259 223L257 224V221ZM232 220H233V222H231ZM254 220H255V222L253 223ZM76 221H77V223H76ZM234 221H236V223L238 222L239 224L238 223L236 224ZM78 222H81V224H82L81 227H83V224H84L85 228L84 229L81 228L82 230L81 229L79 230L80 227L79 228H77V227H78V225H81V224L78 223ZM111 223H112V225H111ZM58 224H60V225H58ZM75 225H77V226H75ZM229 225H234V228H233V226L230 227ZM235 225H236V227H235ZM259 225H260V227H258ZM237 226H238V228H237ZM159 227H160V229H159ZM230 228H232V230ZM46 234H48V235H46ZM62 235H63V237H62ZM143 236H144V238H143ZM134 248H135V250H134ZM112 257L113 258L115 257V258L113 259ZM21 259H22V261H21ZM115 259H117V260H115ZM39 261H40V263H39ZM65 261H67V262H65Z\"/></svg>","mask_w":264,"mask_h":264},{"label":"bare ground","instance_id":"obj_2","mask_svg":"<svg viewBox=\"0 0 264 264\" xmlns=\"http://www.w3.org/2000/svg\"><path fill=\"white\" fill-rule=\"evenodd\" d=\"M5 1V0H4ZM10 1H12V0H10ZM17 1V0H16ZM25 0H23V3H25L24 2ZM41 2L43 1V0H40ZM52 0H50V3H53V2H51ZM53 1H55V0H53ZM61 1H63V0H61ZM60 1V2H61ZM69 1V0H68ZM75 1H77V2H75V3H78V1L79 0H75ZM87 1V0H86ZM85 0L83 1V2H86ZM91 1L92 0H90L89 2L91 3ZM95 1H100V0H95ZM108 1V0H107ZM107 1L105 2V4L107 3ZM110 1V0H109ZM116 1V0H115ZM120 1V0H119ZM125 1V0H124ZM136 2L138 1V0H135ZM150 2H152L151 0H149ZM159 1V0H158ZM157 1V2H158ZM161 1V0H160ZM165 1V0H164ZM167 1V0H166ZM169 1V0H168ZM171 1V0H170ZM169 1V2H170ZM176 0H174V2H175ZM181 1V0H180ZM183 2H185V3H182V5H180L181 7L182 6H185V8L187 7L186 5H188V2H187V4H186V0L184 1V0H182ZM187 1H189L190 2V4H191V6H189V7H191L190 9H183L184 7H180L179 9L181 10V11H183V12H181V13H183L184 14V16L186 15V16H189V15H187V14H192V13H197V15L195 16V18H190V19H188V17H183V16H180V15H177V14H179V9H177L178 10V13H176V15H173V16H170L169 14L171 13V11H170V13H167V15L168 16H170L171 17V21H172V23L170 22V28H165L167 31H169V34H170V36H171V39H170V43H171V46H172V48H170L171 49V53L170 54H173V56H174V58H171V60H172V62L170 61V63H171V67H173V69H174V71L179 75V77L181 78L180 80H179V84L181 85V87H178V88H176V89H174V87L172 86V83H170L171 81H170V79H169V77L167 78L170 82H166L167 80L165 79V82L166 83H168L167 85H169V89L170 88H172L173 87V89L175 90H170V91H173L172 92V95H171V97L173 96L174 97V99L176 100V103L178 102V106L176 105L175 107H174V109H173V116H174V114H177V115H179L180 117H181V119H183V123L184 124H191V123H189L190 122V120H195V119H197V121L195 122V124L192 126V124H193V122H192V124H191V127L190 126H188L187 127V125H186V137L189 139V141H190V143L188 144V145H190V144H192V146H193V148H194V150H198L199 151V154H202L203 152H206V150L208 151L207 152V154H208V157H209V155H210V153H212L213 155H216V160L217 161H215L214 163H210L211 161V159L213 158V157H215V156H212V158L210 159V158H207V156H206V160L207 159H210V160H208V164L207 165H204L203 164V160H205L204 158H203V160L202 161H199L198 163H201L202 162V164H201V169L200 168H198V169H200V170H198V171H201V178L203 179V177H206L207 178V182L209 181V185H214L213 186V188H215V186L217 185H219V186H223V187H225V189H226V187H227V189H228V191L226 190V192H228L227 193V195L225 196L226 198H228V196L230 195H236L237 197L236 198H239L238 200L240 201V206L239 205H237L238 206V208L237 209H239V207H241V205L242 206H244L245 205V203H247L248 201H249V203L248 204H250L249 205V207L251 208V212L254 210L255 211V214H253V215H255V216H257L256 218H258V220H259V218H261L260 220L262 221V219H264V100L262 101V102H260V103H257L256 101H253V99L255 98V96L254 95H258V96H263L264 97V86L262 85V81H264L263 79H264V75H263V69L261 68V62H259V61H257L254 57H253V53H251L250 52V50H249V48L247 47V45H246V41H248V38H249V35H244L243 34V30H242V28H243V26L244 25H248V21H251V22H254V23H256L258 26H259V28L261 29V36H262V38H263V41H264V11H260L259 10V8L258 7H263V10H264V0H255V1H253V2H256V6H253L252 5V3H250V0H230L233 4H234V6L236 7V9H237V11L240 13V16H241V18H237V17H233V15H231V8L229 7V6H219L218 5V3H217V1H215V0H187ZM1 2H3V0H0V3ZM15 1H12V3H14ZM20 2V1H19ZM18 2V6L14 9V7H13V5H11V2L9 3L12 7H13V10L12 11H10V14H9V16H7V15H5L4 16V18L5 17H8V18H6V22H4L5 24H4V26L2 27V28H4V30H6L5 31V33L7 32V31H11L13 28H14V31H26L27 30V25H28V23L34 18V17H37V15L35 16V14H37V12H38V10H43V9H49V7H45V8H42L41 9V7H43V6H41V7H39V2H38V5L37 4H35L34 2H29V1H27V3H26V7L24 6V7H22V6H19L20 5V3ZM45 2V1H44ZM57 2H59V1H57ZM65 2H67V0H65L64 2H62L63 4V6H65L66 4H64ZM70 2V1H69ZM72 2V1H71ZM88 2V1H87ZM100 2H102V1H100ZM121 2V1H120ZM132 2V1H131ZM177 2V1H176ZM179 2V1H178ZM177 2V3H178ZM16 3V2H15ZM50 3H48L47 5L48 6H51V4ZM74 3V4H75ZM79 3H82V1L80 2L79 1ZM96 3V2H95ZM109 3V2H108ZM107 3V4H108ZM122 3V2H121ZM126 3V2H125ZM138 3V2H137ZM143 3V2H142ZM163 3V2H162ZM161 3V4H162ZM172 3H173V1H172ZM181 3V2H180ZM224 3V2H223ZM3 4H4V2H3ZM2 4V5H3ZM17 4V3H16ZM15 4V5H16ZM50 4V5H49ZM57 4V3H56ZM70 4V3H69ZM87 4H89V3H86V5ZM97 4H99L98 6H103V5H105L103 2H102V4H100L99 2L98 3H96V6H97ZM111 4V6L112 5H114L115 4V2L112 4V3H110ZM136 4V3H135ZM168 4H170L169 6H172L173 4H171V2L170 3H168ZM184 4V5H183ZM186 4V5H185ZM249 4H251V6L252 7H249ZM255 4V3H254ZM2 5H0V6H2ZM5 5H6V3H5ZM10 5H7L8 7L10 6ZM25 5V4H24ZM45 5V4H44ZM59 5V4H58ZM81 5V4H80ZM84 5V4H83ZM82 5V6H83ZM86 5H84V6H86ZM92 5H94V1H93V3L91 4V6ZM109 5V4H108ZM116 5V4H115ZM133 5V4H132ZM131 4H130V6H132ZM140 5V4H139ZM142 5V4H141ZM166 5V4H165ZM174 5H176V4H174ZM173 5V6H174ZM224 5H225V3H224ZM52 6H53V4H52ZM68 7L69 6H71V5H67ZM67 6H65V7H67ZM72 6H74V5H72ZM76 6H78V5H75L74 7H75V9L76 10H79L78 8L79 7H76ZM96 6L94 5V6H92V7H95L96 8ZM105 6H107V5H105ZM143 6V5H142ZM149 6V5H148ZM153 6H154V3H153ZM168 6V7H169ZM177 6H178V4H177ZM258 6V7H257ZM11 7V8H12ZM54 7V6H53ZM59 7V6H58ZM57 7V8H58ZM67 7V8H68ZM87 7V6H86ZM86 7H85V9H86ZM90 7V6H89ZM88 7V8H89ZM91 7V8H92ZM104 7V6H103ZM109 7V6H108ZM120 7H121V4H120ZM124 7V6H123ZM162 7V6H161ZM175 7V6H174ZM5 8V10H6V6L4 7ZM3 6L0 8V9H2L1 11H3ZM56 8V9H57ZM61 7H59V9H60ZM66 8V9H67ZM69 8H71V7H69ZM84 8V7H83ZM87 8V9H88ZM90 8V9H91ZM95 8H93V11L92 10H89L90 12H95ZM97 8H100L99 10H101V7H97ZM116 7H114V10H116L115 9ZM128 8V7H127ZM135 8V7H134ZM170 8H172V7H169V10H170ZM8 9V8H7ZM65 9V10H66ZM72 9V8H71ZM75 9L72 11V12H74L73 14L75 15ZM84 9V10H85ZM86 9V10H87ZM104 9V8H103ZM132 9V8H131ZM146 9V8H145ZM165 9H166V7H165ZM164 9V13L166 12V10ZM175 10H176V8H174ZM11 10V9H10ZM47 10H46V12H47ZM62 10H64L63 8H62ZM62 10L60 9L58 12L60 13L59 14V17L60 16H62L61 14H63L64 12H62ZM83 10V9H82ZM83 10V11H84ZM114 10H112L111 12H109V11H107V12H109V14L106 12V8H105V10L103 11H98V9L96 10L97 12H100L101 14L102 13H104V12H106V14H104V17L103 18H105V16L108 14V16L105 18V20H107V19H111V18H114V16H115V12H113ZM120 10H122L121 12H123V9L122 8H120ZM120 10H118L119 12H120ZM142 10V9H141ZM234 10V9H233ZM7 11V10H6ZM6 11H5V14H6ZM40 11L38 12V14L40 13ZM54 11V10H53ZM69 10H67V12H68ZM88 11V10H87ZM117 11V10H116ZM125 11V10H124ZM130 11V10H129ZM43 12V11H42ZM66 12V11H65ZM85 13H88V12H86V11H84ZM118 12V13H119ZM120 12V13H121ZM175 12H177V11H175ZM2 13V12H1ZM56 13V12H55ZM78 13H80V11H78L77 12V14ZM83 13V12H82ZM85 13H83L84 14V16L85 17H87L88 16V14H85ZM173 13V12H172ZM235 13V12H234ZM44 14H45V12H44ZM47 14V13H46ZM65 14V13H64ZM83 14H81L80 16H82ZM94 14L95 13H93V15L91 16V18L94 20V19H96L95 17H97V16H95L94 17ZM97 14H99V13H97ZM96 14V15H97ZM101 14H100V16H101ZM146 14V13H145ZM175 14V13H174ZM4 15V14H3ZM56 15V14H55ZM87 15V16H86ZM38 16H40V14L38 15ZM51 16V15H50ZM79 15H77V17H75V18H78V21H79V17H78ZM83 16V17H84ZM89 16V17H90ZM99 16V17H100ZM102 16H103V14H102ZM126 17L128 16V15H125ZM142 16V15H141ZM148 16H149V14H148ZM153 16V15H152ZM157 16H158V14H157ZM157 16H156V19L155 20H157L158 18H157ZM44 17H45V15H44ZM49 17V16H48ZM56 17V16H55ZM55 17H51V18H55ZM57 17H58V15H57ZM58 17V18H59ZM70 17V16H69ZM68 17V18H69ZM138 17V16H137ZM41 18H42V15H41ZM47 18V17H46ZM65 17L63 16V19H64ZM81 18V17H80ZM141 18V17H140ZM143 18H144V16H143ZM152 18V17H151ZM154 18H155V16H154ZM87 19H88V17H87ZM98 19V18H97ZM131 19V18H130ZM146 19V18H145ZM144 19V20H145ZM4 20V19H3ZM69 21L71 20V18H69L68 19ZM77 20V19H76ZM81 20V19H80ZM85 20H86V18H85ZM102 22H101V24L103 23V21H104V19L102 20V19H100ZM143 20V19H142ZM149 20V19H148ZM46 21V20H45ZM77 21V22H78ZM82 23H80V28L78 29V30H75L74 28H75V25H74V28H72V29H74L75 31H77V33L78 32H81L82 34H88L87 33V31H88V29H91L90 27H89V23L90 22H93L92 20H90V22H89V19H88V22L89 23H87V22H84V19L82 18ZM109 21V20H108ZM131 21V20H130ZM150 21H151V19H150ZM174 21H175V23H174ZM58 22H59V24L60 23H63L62 22V19L59 21V19H58ZM66 22H67V19H66ZM66 22H64L62 25H64V27L67 25L66 24ZM75 23V24H78V23ZM97 22V21H96ZM111 22V21H110ZM121 22V21H120ZM125 23L127 22V20L126 21H124ZM128 22H129V20H128ZM139 22H141V21H139ZM161 21L160 20H158V23H160ZM163 22V21H162ZM1 23V22H0ZM48 23V22H47ZM70 22H68V24H69ZM115 23H116V25L119 23H117L116 21H115ZM146 23V22H145ZM144 23V24H145ZM51 24V23H50ZM50 24L48 23V25L50 26ZM66 24V25H65ZM92 25L94 24V23H91ZM90 24V25H91ZM107 24V23H106ZM112 24H114V23H112ZM129 24V23H128ZM127 24V25H128ZM150 24H153V23H150ZM161 24V23H160ZM174 24H176V27L177 28H173V25ZM250 24V23H249ZM0 25H2V24H0ZM37 25V24H36ZM40 25H43L42 23L40 24ZM55 25V24H54ZM53 23H52V25H51V27L50 28H53ZM56 25H58V23L56 24ZM55 25V28L57 27ZM61 25V26H62ZM105 24H103L102 25V28H103V26H104ZM124 24H121V26L120 27H122ZM126 25V24H125ZM139 25V23L137 22V25L136 26H138ZM155 25H156V29H155V31L157 30V27L158 26H160V25H157L156 24V22H155ZM162 25V24H161ZM255 25V24H254ZM113 26H115V24L113 25ZM130 26V25H129ZM140 26V25H139ZM141 26H143V22H142V24H141ZM171 26H172V28H171ZM1 27H0V30L2 31V29H1ZM41 27V26H40ZM93 27V26H92ZM115 27H117V26H115ZM115 27H113L112 28V30H114V28ZM131 27V26H130ZM163 27H165V26H163ZM247 27V26H246ZM49 28V27H48ZM47 28V29H48ZM66 28H67V26H66ZM69 28V27H68ZM95 28H96V26H95ZM97 28H100V26L99 27H97ZM96 28V29H97ZM107 28H108V26H107ZM117 28H119V27H117ZM123 28V27H122ZM122 28H119V30L121 29V30H123ZM125 28V27H124ZM136 29H137V27H135ZM145 28V27H144ZM16 29V30H15ZM44 29V28H43ZM46 29V28H45ZM54 29V28H53ZM59 30V27L58 28H56V30ZM62 29V28H61ZM65 28H63V30H64ZM103 29H105V30H107L106 28H103ZM103 29H102V31H103ZM109 29H111V27L109 28ZM108 29V30H109ZM127 29V28H126ZM139 29V28H138ZM154 29L152 28L151 30H153V32H152V34H151V32H146V33H149V34H151L152 36H151V38L153 39V35L155 34L154 33ZM162 29V28H161ZM160 29V30H161ZM168 29H171V30H168ZM34 30V29H33ZM37 30V29H36ZM55 30V29H54ZM57 30V31H58ZM73 30V31H74ZM92 30H94V28L92 29ZM91 30V33L93 32V34H95L94 33V31H92ZM146 30H148V28H146ZM150 30V31H151ZM159 30V31H160ZM0 31V32H1ZM41 31V30H40ZM44 31V30H43ZM56 31V32H57ZM111 31V30H110ZM118 31V29L115 31V33ZM137 32H138V30H136ZM135 31V33H136V36H137V32ZM246 31V30H245ZM59 32V31H58ZM62 32V31H61ZM61 32H60V34H58V36L59 35H62L61 34ZM64 33L66 32V30L65 31H63ZM62 32V33H63ZM89 32H90V30H89ZM103 32H105V31H103ZM122 32V31H121ZM141 31L139 30V33H140ZM143 32H144V30H143ZM157 32V31H156ZM15 33V32H14ZM36 33V32H35ZM44 33V32H43ZM47 33V32H46ZM50 33V32H49ZM52 33V32H51ZM106 33V32H105ZM107 33H108V31H107ZM110 33V32H109ZM111 33H112V35H113V32L111 31ZM115 33H114V36H115ZM119 33V32H118ZM123 33H125V32H123ZM127 33H128V31H127ZM127 33H126V35H127ZM132 33H133V31H132ZM135 33L134 34H132V36L133 35H135ZM138 33V34H139ZM160 33V32H159ZM163 33V32H162ZM1 34V33H0ZM34 34V33H33ZM90 34V33H89ZM104 34V33H103ZM141 35L143 34V33H140ZM139 34V35H140ZM148 34V35H149ZM157 34V33H156ZM169 34H168V36H169ZM248 34V33H247ZM5 35V34H4ZM28 35H30L29 33H28ZM43 35H46L45 33L43 34ZM57 35V34H56ZM92 35V34H91ZM95 35H97V34H95ZM106 35V34H105ZM111 35V34H110ZM109 34H108V36H110ZM119 35V34H118ZM120 35H122V34H120ZM125 35V34H124ZM131 35V34H130ZM144 35V34H143ZM148 35H147V37H148ZM160 34H158V36H159ZM166 35H167V33H166ZM34 36H36V35H34ZM85 36V35H84ZM89 36V35H88ZM88 36L86 35V37H87V39H89L88 38ZM93 36V35H92ZM107 36V38H109ZM113 36V37H114ZM132 36H128L129 38H131ZM161 36H164V40H166V37H165V34H163V35H161ZM251 36H252V34H251ZM4 37V36H3ZM2 37V38H3ZM6 37V36H5ZM4 37V38H5ZM29 37H31V35L29 36ZM37 37V36H36ZM39 37H41V36H39ZM38 37V38H39ZM90 37V39H91V36H89ZM94 37H96V36H94ZM110 37H112V36H110ZM115 37H118V36H115ZM120 37V36H119ZM150 37V36H149ZM149 37H148V39H149ZM155 37V36H154ZM25 38V37H24ZM24 38H22V40L21 39H19L20 41V43L18 42V45L20 44L21 45V43H23L24 41H26V38L24 39ZM32 38V37H31ZM31 38H29V42L27 43V44H29L30 43V39ZM38 38L37 39H35L36 40V42H37V40H38ZM99 37L97 36V39H98ZM106 38V39H107ZM120 38H122L123 39V37L121 36ZM158 39L160 38V37H157ZM157 38H156V40H157ZM162 38V37H161ZM9 39V38H8ZM40 39V43L42 42V40H41V38H39ZM62 39V38H61ZM67 39H69L68 37H67ZM72 39V38H71ZM94 38L92 37V40H93ZM110 39V38H109ZM109 39H107L108 41H110ZM111 39H113V38H111ZM122 39H115L116 41H121ZM152 39H150V41L152 40ZM168 39V37H167V40H169ZM16 40V39H15ZM14 40V41H15ZM32 40V39H31ZM95 40H96V38H95ZM100 40V39H99ZM98 40V42H100ZM124 41H125V37H124V39H123ZM127 40H128V38H127ZM126 40V41H127ZM140 40V42L142 41V42H144V39H142V38H140L139 39ZM160 40V39H159ZM167 40L166 41H164V43L166 42V45L168 44L167 43ZM4 42H5V40H3ZM6 41H8V40H6ZM12 42H13V39L11 40ZM39 41V40H38ZM44 41V40H43ZM47 41V40H46ZM44 42V43H46V46H44V44L42 45V46H44V48L43 49H45V48H47V46H48V44H47V42ZM51 41H52V39H51ZM60 41V40H59ZM69 41H71V40H69ZM72 41H74V40H72ZM112 41V40H111ZM118 41V42H119ZM129 41V40H128ZM138 41V40H137ZM148 41V40H147ZM160 41H162L163 42V40H160ZM159 41V42H160ZM3 42V43H4ZM53 42H55V39H54V41ZM60 42H62V41H60ZM92 42V41H91ZM94 42H96V41H94L93 40V44H94ZM101 42H103V40L101 41ZM139 42V43H140ZM9 43V42H8ZM26 43V42H25ZM59 43V42H58ZM67 43V42H66ZM71 43V42H70ZM110 43V42H109ZM114 43H117V42H114ZM128 44H129V42H127ZM130 43H132V46H133V43L134 42H132V41H130ZM136 43H138V42H136ZM145 43H147V42H145ZM144 43V44H145ZM251 43V42H250ZM249 43V44H250ZM14 44V43H13ZM17 44V43H16ZM31 44V43H30ZM34 44V43H33ZM64 44V43H63ZM78 44V43H77ZM75 45V47L74 46H72L73 45V43H72V45L70 44V46L69 47H67L68 48V55H67V57L65 56V58L64 59H67V61L66 60H64L65 62H67V63H69V65H67V66H70V68H71V60H72V57H74L75 58V54H76V56H78L77 54L79 53V51H81L82 50V48H86L85 47V42L83 43V42H81L80 43V45L82 44V45H84L83 47H82V45H81V48H80V45L78 46V45ZM93 44H91V46H89L88 44H87V46H89L90 48H92V50L94 49L93 47H92V45ZM135 44V43H134ZM141 44V43H140ZM140 44H138V45H140ZM143 43H142V46L144 45ZM161 42L159 43V49L160 48H162V47H160L161 45ZM258 44V43H257ZM9 45V44H8ZM12 45V44H11ZM18 45H16V48H17V46ZM19 45V46H20ZM23 45V44H22ZM40 45V44H39ZM55 45H56V42H55ZM112 45V44H111ZM117 45H119V44H116V45H114V46H117ZM146 45V44H145ZM164 46H165V44H163ZM30 46V45H29ZM33 46L34 45H32V48L30 47V49L32 50L33 49ZM37 46V45H36ZM65 46V45H64ZM66 46H68L67 44H66ZM76 46H77V48H76ZM103 46V45H102ZM121 46V45H120ZM123 46H124V44H123ZM132 46H131V44L129 45V50H130V48H132ZM135 46H136V44L134 45V47L132 48V49H134L135 50ZM153 46H154V43H153ZM157 46V45H156ZM21 47V46H20ZM40 47V48H41ZM140 46H137L136 48H139ZM144 47H147V45L146 46H144ZM144 47H143V49H144ZM167 47V46H166ZM165 47V48H166ZM264 47V46H263ZM1 48V50H2V47H0ZM5 48V47H4ZM13 45H12V50H13ZM52 48H55V47H52ZM57 48V47H56ZM64 48V47H63ZM104 48V47H103ZM109 48H110V46H109ZM113 48V47H112ZM115 48H117V47H115ZM141 48V47H140ZM139 48V49H140ZM150 48H152V45L151 46H149V49ZM153 48H155V47H153ZM152 48V49H153ZM165 48H163V49H165ZM21 49V48H20ZM26 49V48H25ZM29 49V50H30ZM42 49V50H43ZM65 49V48H64ZM102 49V48H101ZM125 49V48H124ZM139 49H137V50H139ZM143 49H140L139 50V52H143ZM146 49V48H145ZM144 49V50H145ZM148 49V48H147ZM146 49V50H147ZM148 49V50H149ZM159 49L157 50L158 52H159ZM8 50V49H7ZM16 50V49H15ZM34 50V49H33ZM46 51H49L50 49H45ZM52 50V49H51ZM86 50H87V48H86ZM86 50H82V52L83 51H86ZM88 50H91V49H88ZM91 50V51H92ZM98 50V49H97ZM107 50V49H106ZM105 50V51H106ZM123 49H121V51H122ZM133 50V51H134ZM147 50V51H148ZM155 50V49H154ZM22 51H24V50H22ZM53 51V50H52ZM94 51V50H93ZM125 51V50H124ZM161 52L159 53V54H161L162 53V50H160ZM252 51V50H251ZM2 52V51H1ZM12 52V51H11ZM15 52V51H14ZM31 52V51H30ZM51 52V51H50ZM57 51H55V53H56ZM113 52H115V51H113ZM117 52V51H116ZM115 52V53H116ZM129 52H131V50L129 51ZM158 52H156L157 53V55H159L158 54ZM10 53V52H9ZM16 53V52H15ZM25 53V52H24ZM28 53V52H27ZM37 54H39L38 52H36ZM35 53V54H36ZM52 53V52H51ZM85 52H83V54H84ZM91 53V52H90ZM126 54H127V52H125ZM132 53V52H131ZM14 54V53H13ZM17 54V53H16ZM16 54H15V56H16ZM54 54V53H53ZM58 54V53H57ZM89 54V52L87 53V55ZM111 54V53H110ZM119 54V53H118ZM120 54H122V53H120ZM119 54V55H120ZM155 54V53H154ZM166 54V53H165ZM34 55V54H33ZM32 55V56H33ZM41 55V54H40ZM52 55V54H51ZM56 55V54H55ZM61 55V54H60ZM113 55V54H112ZM115 55V54H114ZM134 54H132L131 56H132V58H135V56H136V53H135V56H133ZM150 55V54H149ZM149 55L148 56H142V58L144 57V60L146 61L148 58H146V57H149ZM1 56H3V55H1ZM53 56V55H52ZM61 56H63V55H61ZM80 56H82V57H80V59L82 60L80 63H78V66H77V70H76V68L73 70V71H75L76 73L75 74H72V77L74 76V78L72 79V82H71V85H72V89H76V90H78V92H79V89H77V86L78 85H81V80H80V78L82 79L83 77V79H85L86 81H87V79L85 78V77H87V75L86 74H88L87 72H88V70H89V65L91 64L90 62H86L87 60H86V56H84V55H82V54H80ZM152 56H153V54H152ZM152 56H151V60H152ZM154 56H156V55H154ZM14 57V56H13ZM43 57H45V56H43ZM58 57H59V55H58ZM57 57V59H56V61L57 60H59V58ZM93 57V56H92ZM126 57H127V55H126ZM137 57V56H136ZM141 56H139V58H140ZM158 57V56H157ZM162 57V56H161ZM256 57V56H255ZM34 59H35V57H33ZM63 58V57H62ZM62 58H61V60H62ZM73 58V59H74ZM115 58H116V56H115ZM131 58V57H130ZM142 58H140V60H141V62L143 63V61H142ZM146 58V59H145ZM2 59V58H1ZM0 59V64H1V60ZM15 59V58H14ZM76 59V58H75ZM74 59V60H75ZM79 59V58H78ZM77 59V60H78ZM79 59V60H80ZM88 59V58H87ZM135 59H137L138 61H139V59H138V57L137 58H135ZM134 59V60H135ZM150 59H148L149 61H150ZM164 58H162V60H163ZM17 60H19V62H21L20 61V59H18L17 58ZM33 60V59H32ZM95 60V59H94ZM97 60V59H96ZM130 60V59H129ZM137 60H135V61H137ZM153 60H155L154 58H153ZM153 60H152V65H153V63H155V62H153ZM10 61V60H9ZM8 61V62H9ZM13 61V60H12ZM37 61H38V59H37ZM37 61H35L34 60V62L36 63ZM50 61V60H49ZM64 61H62L63 63H64ZM73 61V60H72ZM103 61V60H102ZM131 62H133L132 60H130ZM129 61V62H130ZM135 61H134V63H131V64H135V65H138L140 62H137V63H135ZM144 61V64H141V65H138V66H148V68L150 67L149 65H146L148 62L146 61L145 62ZM5 62V61H4ZM3 62V63H4ZM11 62V61H10ZM19 62H18V64H19ZM40 62V61H39ZM54 62V61H53ZM59 62V61H58ZM98 62V61H97ZM165 62H167L166 60H165ZM24 63V62H23ZM42 63V62H41ZM48 63H50V62H48ZM66 63V64H67ZM90 63V64H89ZM100 63V62H99ZM98 63V64H99ZM102 63V65H101V67L103 68L104 67V65H103V63H105L106 64V61H104V62H101ZM114 63V62H113ZM127 65L128 64H130V63H128V61L127 62H125ZM149 63H151V61L149 62ZM164 63V62H163ZM261 63V64H260ZM10 64V63H9ZM8 64V65H9ZM31 64V63H30ZM37 64H39L38 62L36 63V64H32V65H36L37 66ZM62 64V63H61ZM89 64V65H88ZM110 64V63H109ZM115 64V63H114ZM119 64H121V67H120V72H121V70H122V66H123V63H120L119 62ZM119 64H118V67H119ZM158 64H159V62H158ZM157 64V65H158ZM28 65V64H27ZM43 65H44V62H43ZM49 65V64H48ZM63 65V64H62ZM65 65V64H64ZM75 65V64H74ZM76 65H77V63H76ZM107 65H108V63H107ZM166 65V64H165ZM12 66V65H11ZM16 66V65H15ZM17 66H19L20 67V65H17ZM42 66V65H41ZM51 66V65H50ZM59 66V65H58ZM110 66H111V64H110ZM130 65H128V68H127V66L125 67V68H127L128 70H126V72H125V70H122V71H124L125 73H127V71H129L130 70V67H129ZM134 66V65H133ZM132 66V68H134ZM138 66L137 67H135L134 69H135V71L137 72L138 70H136L137 68H138ZM2 67V66H1ZM33 67V66H32ZM31 67V68H32ZM43 67V66H42ZM64 67V69H65V67L66 66H63ZM73 67V66H72ZM90 67H92V66H90ZM161 67V66H160ZM263 67V66H262ZM29 68V67H28ZM34 69L36 68V67H33ZM47 68V67H46ZM67 68V67H66ZM92 68H94L95 69V67H92ZM111 68V67H110ZM125 68H123V69H125ZM139 68H141L142 69V67H139ZM145 68V67H144ZM151 68V67H150ZM154 68H158V67H155L154 66ZM170 68V67H169ZM20 69H23V68H21L20 67ZM24 69H26L25 67H24ZM33 69V70H34ZM56 69H58V67L56 68ZM60 69H61V67H60ZM63 69V70H64ZM73 68H71V70H72ZM112 69V68H111ZM111 69H109L108 68V70L109 71H111ZM134 69H131L132 71L134 70ZM14 70V69H13ZM15 70H16V68H15ZM29 70H31V69H29ZM28 70V71H29ZM38 70V72H37V76H38V74H39V72L41 71V70H43L42 68H41V70H39V69H37ZM53 70V69H52ZM59 70V69H58ZM57 70V71H58ZM70 70V69H69ZM68 69L66 70V71H69ZM119 70V69H118ZM151 70H152V68H151ZM155 70V69H154ZM160 70V69H159ZM158 70V71H159ZM22 70H20V73H23V72H21ZM28 71H27V73H28ZM61 71V70H60ZM98 71V70H97ZM132 71H130V72H132ZM147 72L146 73H148V70H146ZM3 72V71H2ZM1 72V73H2ZM10 72V71H9ZM35 73H36V71H34ZM34 72H32V73H34ZM50 72V71H49ZM96 72V71H95ZM94 72V73H95ZM107 72V71H106ZM114 72H115V70H114ZM114 72H113V69H112V73L114 74ZM119 72V75L122 73H120ZM130 72H128L129 73V76L131 75V73ZM134 72V71H133ZM150 72H155V71H150ZM150 72L148 73L149 75H150ZM163 72V71H162ZM171 72V71H170ZM175 72H172V73H175ZM25 73H26V71H25ZM34 73V74H35ZM70 73V72H69ZM93 72H92V74H94ZM97 73V72H96ZM95 73V74H96ZM103 73H104V71H103ZM107 73H109V72H107ZM106 73V74H107ZM145 73V74H146ZM165 73V72H164ZM5 74V72L4 73H2V78H4L5 76H3ZM29 74H30V72H29ZM68 74V73H67ZM64 75L65 76V78L68 76V75ZM100 74V73H99ZM102 74V73H101ZM109 74H111V72L109 73ZM112 74V75H113ZM137 74H139V72L138 73H136L135 75H137ZM155 75H157V73H154ZM153 74V75H154ZM8 75V74H7ZM13 75V74H12ZM43 75V74H42ZM49 75H51V74H49ZM111 75V77H115V75L118 77L119 75H117V73H115V75L114 76H112ZM125 75V74H124ZM123 75V73H122V75H120V77L122 78V76H124ZM148 75V76H149ZM159 75V74H158ZM161 75V74H160ZM160 75H159V77H160ZM15 76V75H14ZM17 76V75H16ZM45 76V75H44ZM81 76V77H80ZM103 76V75H102ZM128 76V74L127 75H125L124 76V78L125 77H127ZM128 76V77H129ZM147 76V81H148V79H149V77ZM164 76V75H163ZM166 76H167V74H166ZM165 76V77H166ZM34 76H32V78H33ZM50 77H53V76H50ZM49 77V80H47V82L48 81H50V78ZM55 77V76H54ZM70 77V76H69ZM93 77V76H92ZM132 77H135L134 75L132 76ZM153 77V76H152ZM151 77V75H150V82H151V79L155 82V80H156V82L158 81L157 79H155L154 77V79ZM158 77V76H157ZM159 77H158V79H159ZM172 77V76H171ZM8 78V80H9V77H7ZM15 78V77H14ZM18 78H19V76H18ZM17 77H16V79H18ZM26 78V77H25ZM40 78V77H39ZM38 77H36V81H38V80H40L41 81V79H39ZM88 78V77H87ZM144 78H145V76H144ZM173 78V77H172ZM175 78V77H174ZM174 78L172 79V80H174ZM177 78V77H176ZM184 78V79H183ZM30 79H31V77H30ZM35 79V78H34ZM38 79V80H37ZM54 79V78H53ZM94 79V78H93ZM101 79H103V77H101ZM110 80H108V82H110L109 84H108V87L107 88H109V85H112L113 83L114 84H117V82H119V80L117 81V79L116 78H114L117 82L115 83V81L114 80H112V78H109ZM118 79H120L119 77H118ZM123 79V78H122ZM122 79L120 80V81H122ZM129 79H131V78H129ZM128 78H127V80H129ZM132 79H134V78H132ZM137 78L135 77V80H136ZM162 78H160V80H161ZM3 80V79H2ZM7 80V79H6ZM6 81L7 83L9 82V81ZM21 80V79H20ZM23 80V79H22ZM33 80V79H32ZM92 80V79H91ZM104 81H105V78L103 79ZM135 80L133 81V82H135ZM139 80H142V79H139ZM182 80H184V81H182ZM29 81V80H28ZM27 81V82H28ZM35 81V80H34ZM66 81V80H65ZM97 81V80H96ZM96 81H94V82H96ZM104 81H101V83L99 82V84H102V82H103V84H104ZM107 81V80H106ZM105 81V82H106ZM111 81L113 82L112 84H111ZM136 81H138V79L136 80ZM143 81V80H142ZM141 81V82H142ZM145 81V80H144ZM152 81V82H153ZM162 81V80H161ZM161 81H158V82H161ZM176 81V80H175ZM16 82V81H15ZM15 82H13V84L15 83ZM42 83H43V81H41ZM53 81H52V79H51V81H50V83L51 84H53L52 83ZM55 82V84H57V83H59V81L57 80V82L56 81H54ZM70 82V81H69ZM68 81H67V83H69ZM83 82H85L84 80L82 81V83ZM125 82V80L123 81V83ZM149 82V83H150ZM150 83V85L149 86H145V87H149V88H151L152 87V85L153 84H155V83ZM178 82V81H177ZM31 83V82H30ZM33 83V82H32ZM39 83V82H38ZM37 83V84H38ZM49 82H48V84H50ZM61 83V82H60ZM59 83V85L61 86V84ZM86 83V82H85ZM89 82L87 81V84H88ZM91 83V82H90ZM89 83V84H90ZM126 83H129V82H126ZM135 83H137V82H135ZM161 83H164V82H161ZM170 83V84H169ZM173 83H175L174 81H173ZM2 84V83H1ZM23 84V83H22ZM36 84V83H35ZM45 84H47L46 82H45ZM45 84H43V85H45ZM50 85V86H53V88H55L54 86H56V85ZM94 83H92V85H93ZM98 84V83H97ZM96 83H95V87H96V85H97ZM98 84V85H99ZM107 84V83H106ZM114 84H113V86H114ZM119 84V83H118ZM118 84H117V86H118ZM132 84V83H131ZM130 84V85H131ZM138 84H140V82L138 83ZM145 84H146V82H145ZM160 84V83H159ZM3 85V84H2ZM28 85V84H27ZM27 85H26V87H27ZM30 85V84H29ZM28 85V86H29ZM58 85V86H59ZM84 85V84H83ZM86 85V84H85ZM84 85V86H85ZM91 85V84H90ZM98 85H97V87H98ZM120 85H121V83H120ZM126 85V84H125ZM156 85V84H155ZM163 85V84H162ZM261 85V87H260V89L258 90V91H256V92H252L251 93V91H249L250 92V94L248 93V91H247V89L249 88L248 86H253V87H255V86H260ZM8 85H6V87H7ZM20 86V85H19ZM39 86V91H37V92H40V90H41V88H40V85H38ZM57 86V87H58ZM63 86V85H62ZM61 86V87H62ZM93 86V87H94ZM104 86V88H106ZM116 86V85H115ZM127 86V85H126ZM132 86H133V84H132ZM135 86H137V84L136 85H134L133 87H135ZM143 86H144V84H143ZM151 86V87H150ZM160 86H161V84H160ZM164 86V85H163ZM178 86V85H177ZM23 87V86H22ZM30 87H31V85H30ZM29 87V88H30ZM33 87H34V85H33ZM48 87H49V85H48ZM64 87V86H63ZM79 87V86H78ZM82 87V86H81ZM88 87V86H87ZM92 87V86H91ZM91 88V90L93 89L94 90V88ZM102 86H100L99 88H101ZM111 88H112V86H110ZM131 87V86H130ZM133 87H132V89H133ZM140 87H141V90H142V86L140 85ZM165 87H167V86H165ZM248 87V88H247ZM1 88V87H0ZM3 88V87H2ZM28 88V89H29ZM32 88V87H31ZM42 88H43V86H42ZM52 88V89H53ZM83 88V87H82ZM84 88H86V87H84ZM98 88V89H99ZM115 88V87H114ZM118 88V87H117ZM121 88H122V85H121ZM120 88V89H121ZM127 88H129V86H127ZM126 88V89H127ZM148 88V89H149ZM153 89L155 88L156 89V87L153 85V87H152ZM151 88V89H152ZM158 88H160L159 86L157 87V92H155V93H157V94H161V93H159L160 92V90L158 91ZM163 88V87H162ZM252 88V87H251ZM20 89V88H19ZM57 89V88H56ZM55 89V90H56ZM103 89V88H102ZM102 89H100V90H102ZM125 89V90H126ZM135 89V88H134ZM136 89H138V88H136ZM135 89V90H136ZM164 89V88H163ZM1 90V89H0ZM33 90V89H32ZM43 90V89H42ZM45 90V89H44ZM54 90V89H53ZM58 90H60L59 89V87H58ZM58 90H56L57 91V93H58ZM63 90V89H62ZM84 90V89H83ZM87 90V89H86ZM108 89H106V91H107ZM111 90V89H110ZM115 90V89H114ZM128 90V89H127ZM130 90H131V88H130ZM165 90V89H164ZM164 90H162L161 92H163ZM168 89L166 88V91H167ZM255 90V89H254ZM253 90V91H254ZM7 91H8V89H7ZM15 91V90H14ZM30 91V90H29ZM28 91V92H29ZM51 92H52V90H50ZM68 91V90H67ZM119 91H121V90H119ZM122 91H123V89H122ZM166 91H165V94L164 95H166ZM2 92H4V91H2ZM11 92H12V90H11ZM24 92V91H23ZM33 92V91H32ZM41 92H44V91H41ZM46 92L48 93L49 91H47L46 90ZM46 92H45V94H46ZM69 92H71L70 90H69ZM69 92H66V90H65V94L66 93H69ZM78 92H76L77 94H80V93H78ZM85 92V91H84ZM83 92V94H85ZM92 92V91H91ZM95 92V91H94ZM101 92V91H100ZM115 92H116V90H115ZM114 92V93H115ZM125 92V91H124ZM136 92V94H137V90L136 91H134V93ZM1 93V92H0ZM6 93V92H5ZM53 93V92H52ZM52 93H48V94H46V97L44 96V98L45 99H48L50 96H48L47 97V95H51L52 97H54L55 98V96H53V94ZM56 93V92H55ZM61 93H62V91H61ZM60 93V94H61ZM63 93V94H64ZM97 93H99V91L97 90ZM103 93H106V92H103ZM109 93V92H108ZM117 93H119V92H117ZM113 94V92H112V94L114 95V97L113 98H115L116 97V95H118V94ZM128 93V92H127ZM130 93V92H129ZM140 93H141V91H140ZM143 93H145V92H143ZM154 93V94H155ZM169 93V92H168ZM171 93V92H170ZM254 93H256V94H254ZM20 94V93H19ZM36 94V93H35ZM38 94H40V93H38ZM38 94H36L37 96H36V98L39 96ZM43 95H44V93H42ZM59 94V95H60ZM62 94V96H63V99H64V95ZM71 94V93H70ZM102 94V92L99 94V96H102L101 95ZM107 94V93H106ZM110 94H111V91H110ZM110 94H107V95H109L110 96ZM119 94H121V93H119ZM123 94V93H122ZM131 94H133L132 93V90H131ZM139 94V93H138ZM138 94H137V96H138ZM146 94L147 93H145V96H144V94H142V96L139 98V97H137L138 98V100L140 99V100H145V99H143L144 97H147L146 96ZM41 95V94H40ZM86 96H87V94H85ZM105 94H103V97H104V99H106L107 98V96H106V98H105V96H104ZM125 95V94H124ZM134 95V94H133ZM156 95V94H155ZM163 97L162 98H164V95L163 94H161ZM25 96V95H24ZM23 96V97H24ZM31 97H33L32 96V94L30 95ZM62 96H60V97H62ZM68 96H69V94L67 95V98H65V100L66 99H68ZM94 96V95H93ZM92 96V97H93ZM108 96V97H109ZM120 96V95H119ZM118 96V97H119ZM121 96H123V95H121ZM167 96V95H166ZM170 96V95H169ZM31 97H29L30 99H31V101H32V99L33 98H31ZM57 97V96H56ZM59 97V98H60ZM66 97V96H65ZM71 97V96H70ZM83 97V96H82ZM117 97V98H118ZM4 98H5V96H4ZM42 98V97H41ZM54 98H53V100H54ZM87 98V97H86ZM101 98V97H100ZM110 98V97H109ZM108 98V99H109ZM120 98V97H119ZM134 98V97H133ZM132 98V99H133ZM142 98V99H141ZM161 98V99H162ZM38 99V98H37ZM51 99V98H50ZM72 99V98H71ZM88 99V98H87ZM104 99H102V101L104 100ZM112 99V98H111ZM121 99V98H120ZM117 99L118 101H121V100H123V99ZM128 99H131V98H129L128 97ZM156 100H157V97L155 98ZM255 99H257V98H255ZM14 100V99H13ZM21 100V99H20ZM41 100H44V99H41ZM49 100V99H48ZM60 100H62V99H60ZM60 100H58L59 102H60ZM64 100V101H65ZM94 100H95V98H94ZM110 100V99H109ZM114 100V101H113ZM115 100H116V98L115 99H112V101L113 102H115ZM125 100V101H124ZM123 101L124 102H126L127 103V99H124ZM134 100V99H133ZM140 100H139V106L141 107H138L139 108V112H140V110L142 109V105H144L146 102H140ZM150 100V99H149ZM170 100L172 101L173 100V98L171 99L170 98ZM174 100V101H175ZM31 101H29V102H31ZM33 101H34V99H33ZM47 101V100H46ZM52 101V100H51ZM50 101V102H51ZM63 100L61 101L62 102V104H64V105H66L65 104V102H64ZM69 102L70 101V99H68V100H66V102ZM73 101V100H72ZM98 101V100H97ZM101 101V100H100ZM102 101H101V104L103 105L104 103H102ZM112 101L110 100L109 101V103L107 102H105L106 103V105L108 104H110V102H111V105H112ZM135 101L136 102H138L137 101V99L135 98ZM135 101H133L134 103H135ZM148 101V100H147ZM163 101V100H162ZM34 102H36V100L34 101ZM49 102V103H50ZM64 102V103H63ZM93 102V101H92ZM99 102V101H98ZM104 102V101H103ZM123 102V103H124ZM157 102H158V100H157ZM4 103V102H3ZM14 102H12V104H13ZM32 103V102H31ZM46 103V102H45ZM49 103H47V104H49ZM52 103V102H51ZM56 103V104H55ZM55 106L57 105V103L58 102H56V100H55ZM69 103H72V102H69ZM86 103L87 102H85V105H86ZM95 103V102H94ZM94 103H92L93 105H94ZM97 103V102H96ZM115 103H117V102H115ZM123 103H122V105H123ZM125 103V104H126ZM149 103V102H148ZM147 103V104H148ZM150 103H151V100H150ZM159 103V102H158ZM158 103H157V105H158ZM22 104V103H21ZM25 104H26V102H25ZM53 103L51 104V105H54ZM99 104H100V102H99ZM124 104V105H125ZM137 103H135V104H133L134 106H138V105H136ZM142 104V105H141ZM147 104L145 105L146 107H147ZM166 104H167V102H166V99H165V109L163 110V115L166 113L167 114V112L165 111L166 110V108L168 109V107L166 106ZM175 104V103H174ZM20 105V104H19ZM32 105V104H31ZM34 105H36V104H34ZM37 105H38V103H37ZM50 105V104H49ZM63 105V106H64ZM84 105V104H83ZM96 105H98V104H96ZM95 105V106H96ZM110 105V106H111ZM128 105H131V102H130V100H129V103L127 104V107H128ZM154 106H155V104H153ZM152 104H151V107L153 108L154 106H153ZM163 105V103L162 104H160V106H162ZM168 105V104H167ZM26 106V105H25ZM44 107L43 108H47L48 106H45V105H43ZM60 106V105H59ZM59 106H57V107H59ZM82 106V105H81ZM80 106V107H81ZM88 106H89V103H88ZM87 106V107H88ZM94 106V107H95ZM99 106V105H98ZM150 106V105H149ZM148 106V107H149ZM160 106H159V108H160ZM172 106H173V104H172ZM172 106L170 107V108H172ZM21 107V106H20ZM83 107H85V106H83ZM103 107V106H102ZM144 107V106H143ZM146 107H144V108H146ZM148 107H147V109L146 110H148ZM32 108V107H31ZM98 108V107H97ZM100 108V107H99ZM106 108H110V107H106ZM126 108V107H125ZM124 108V109H125ZM130 108H134V107H130ZM129 108V109H130ZM135 108H137V107H135ZM223 109V111H224V109H225V111H224V118L223 117H220V118H223L222 119V122H221V120H220V124H217V122H216V117L220 114V113H222L223 111H220L219 112V114L217 113V111H218V109ZM18 109V108H17ZM16 109V110H17ZM30 109V108H29ZM111 109V108H110ZM110 109H108V110H110ZM123 109V110H124ZM126 109H128V108H126ZM125 109V110H126ZM219 109V110H220ZM221 109V110H222ZM79 110H82V108H80ZM99 110V109H98ZM138 110V109H137ZM150 110V109H149ZM153 110V109H152ZM19 111V110H18ZM24 111V110H23ZM30 111H33V110H30ZM29 111V112H30ZM42 110H40V112H41ZM48 111V110H47ZM46 111V112H47ZM52 111V110H51ZM102 111V110H101ZM120 111H121V109H120ZM119 111V112H120ZM134 113H135V111H134V109L132 110ZM158 111V110H157ZM161 112H162V108H161V110H160ZM165 111V112H164ZM170 111V110H169ZM171 111H172V109H171ZM28 112V113H29ZM34 112V111H33ZM37 112V111H36ZM83 112V111H82ZM88 112V111H87ZM105 112H106V110H105ZM108 112V111H107ZM117 112H118V110H117ZM127 112V111H126ZM125 111H123V114L124 113H126ZM130 113H126V116L128 115V114H130L131 115V117L129 118L130 120L132 119V114H131V110L129 111ZM153 112H155V109L153 110ZM159 112V111H158ZM20 113H22V112H20ZM51 113H53V112H51ZM60 113V112H59ZM59 113H57V114H59ZM78 113V112H77ZM81 113V112H80ZM79 113V115H78V118H75L76 120H79V116L81 115ZM84 113V112H83ZM99 113V112H98ZM104 112L102 111V115H105V114H103ZM121 113V112H120ZM160 113V112H159ZM31 114V113H30ZM33 114V113H32ZM38 114V113H37ZM42 114V113H41ZM50 114V113H49ZM54 114V113H53ZM57 114H54V115H56L57 116ZM66 114H68V113H66ZM85 114V113H84ZM95 114H96V112H95ZM112 114V113H111ZM123 114H121V115H123ZM144 114V113H143ZM142 114V116H144V119H145V115H143ZM149 114V113H148ZM148 114H146L147 116H148ZM153 114V113H152ZM152 114H151V116H152ZM157 115H158V113H156ZM169 114H170V116H169ZM169 114H168V116L169 117H171V113L169 112ZM7 115V117L5 118L4 117V120H7V121H9L8 120V115L9 114H6ZM17 115V114H16ZM40 115V114H39ZM64 114L62 113L61 114V116H63ZM85 115H87L86 117H90V116H93V115H91V114H85ZM99 115V114H98ZM130 115H128V116H130ZM136 115V114H135ZM135 115H133V119L135 120V118H136V116ZM155 115V114H154ZM153 115V116H154ZM221 115V114H220ZM222 115V116H223ZM22 116V115H21ZM20 116V117H21ZM31 116V115H30ZM30 116H28V117H30ZM33 116V115H32ZM42 117H43V114L41 115ZM56 116H54V117H56ZM67 116V115H66ZM100 116V122H99V124L103 127V126H105V125H103V124H101V123H103V122H101V119L103 118L101 115H99ZM106 116V115H105ZM134 116H135V118H134ZM159 116H160V114H159ZM37 117H39L40 118V116H37ZM58 117H60V116H58ZM64 117V116H63ZM74 117V116H73ZM88 117V118H89ZM109 117H110V115H109ZM115 117H118L119 118V116L117 115V116H115ZM125 117V114H124V116L123 117H121L120 119L122 120L123 118ZM139 117H141V116H139ZM138 117V118H139ZM156 119H159L160 117H162V115L159 117V118H157L156 116H154ZM201 117H203V119L202 120H200V118ZM1 119L3 118L2 116L0 117ZM10 118V117H9ZM39 118H36L37 119V121L39 122V121H41V122H43L45 119H43V120H38ZM47 118V117H46ZM92 118V117H91ZM126 118V117H125ZM123 119V121L124 120H126V119ZM147 118H149V116L147 117ZM146 118V119H147ZM164 118V117H163ZM175 118H177V116L175 117ZM13 119V118H12ZM17 119V118H16ZM26 119V118H25ZM31 120H29V121H32V117L30 118ZM54 119V118H53ZM58 119V118H57ZM61 119V118H60ZM59 119V120H60ZM64 119V118H63ZM94 119V118H93ZM109 119H111V117L109 118ZM117 119V118H116ZM116 119H115V122H116ZM133 119H132V122H137V118H136V121H133ZM143 119V118H142ZM150 119V118H149ZM152 119H154V118H151L150 120H152ZM155 119V120H156ZM165 119V118H164ZM179 119V122H180V118H178ZM3 120V121H4ZM11 120V119H10ZM47 120H49V119H47ZM55 120H56V118H55ZM55 120L52 122L51 121V123H49V127H48V130H50L51 128H50V124H52V123H55ZM66 119H64L63 121H65ZM97 120V119H96ZM108 120V119H107ZM112 120V119H111ZM139 120H140V118H139ZM170 120V119H169ZM176 120V119H175ZM1 121V120H0ZM16 121V120H15ZM18 121V120H17ZM20 121V120H19ZM23 121V120H22ZM22 121H20V122H22ZM37 121H35V122H37ZM58 121V120H57ZM56 121V122H57ZM89 121H90V123H92L93 121H95V119L94 120H92L91 121V119L89 118ZM113 121V120H112ZM111 121V122H112ZM122 121V123H126L127 124V121L125 122H123ZM141 121V120H140ZM144 121V120H143ZM143 121H141V123L143 122ZM149 121V120H148ZM157 121H159V120H157ZM157 121H155L154 122V127L156 126V128L158 127V123H157V125H156V122ZM167 121H168V119H167ZM2 122V121H1ZM12 122V121H11ZM35 122H33L32 121V124L34 125V123ZM41 122H39V127L40 126H42V124H41ZM75 122V124L78 122V121H73V123ZM86 122V121H85ZM173 122V121H172ZM10 123V122H9ZM59 123H60V121H59ZM58 123V124H59ZM65 123V122H64ZM72 123V122H71ZM72 123V124H73ZM80 123H81V121H80ZM121 122H120V125L122 124ZM130 123H131V121H130ZM129 123V124H130ZM138 123V122H137ZM140 123V124H141ZM147 123H149V122H146V124ZM152 123V122H151ZM150 123V124H151ZM160 123H161V120H160ZM176 123V122H175ZM178 123V122H177ZM182 123V122H181ZM61 124H62V122H61ZM66 124V123H65ZM64 124V125H65ZM96 124V123H95ZM95 124H93V125H95ZM99 124L96 126L97 128H98V126H99ZM111 124H113V122L111 123ZM117 124V123H116ZM124 124H122V125H124ZM133 124V123H132ZM131 124V125H132ZM143 124H144V122H143ZM143 124H141V125H143ZM146 124H144L145 126H148V125H146ZM171 124V123H170ZM173 124V123H172ZM179 124V123H178ZM184 124H182L181 126H184ZM215 124H217V125H215ZM13 125V124H12ZM35 125H36V123H35ZM38 125H37V127H38ZM63 125V126H64ZM66 125H69V124H66ZM65 125V126H66ZM78 125H79V123H78ZM78 125H77V127H78ZM92 125V124H91ZM90 124H89V127L91 126ZM107 125H108V123H107ZM119 125V126H120ZM120 126L121 128L123 127V126ZM130 125V126H131ZM141 125H139V126H141ZM28 126V125H27ZM55 126V125H54ZM57 126V125H56ZM70 126V125H69ZM80 126V125H79ZM82 126V125H81ZM100 126V127H101ZM125 126V125H124ZM128 126V125H127ZM130 126H129V128L128 127H124V128H126V130H124L123 128H122V131L124 130V132L126 131L127 132V129H131L130 128ZM133 126H136L135 124L133 125ZM143 127L142 129H144V130H146V127ZM150 126V125H149ZM148 126V127H149ZM152 127H153V125H151ZM150 126V127H151ZM173 126V125H172ZM176 126V125H175ZM174 126V127H175ZM179 126V125H178ZM7 127H8V125H7ZM16 127V126H15ZM19 127V126H18ZM22 127V126H21ZM33 127V126H32ZM36 126H35V128H37ZM58 127H61V126H58ZM75 127V126H74ZM76 127V128H77ZM95 126H94V128H96ZM113 127H114V124H113V126L112 127H108L107 126V129H109V130H111L112 131V129H113ZM117 126H115V128H116ZM142 127V126H141ZM141 127H137V128H141ZM149 127V128H150ZM4 128V127H3ZM20 128V127H19ZM34 128V127H33ZM35 128L34 129H32L33 131H35ZM50 128V129H49ZM62 129H63V131L65 130L63 127H61ZM84 128H86V127H83V128H80V129H84ZM96 128V129H97ZM110 128H112V129H110ZM148 128V129H149ZM162 128V127H161ZM182 128V127H181ZM183 128H185V127H183ZM5 129V132H7L8 130H6V128H4ZM8 129H10V128H8ZM78 129H79V127H78ZM77 129V130H78ZM90 129H92V128H90ZM142 129H140V130H142ZM151 129V128H150ZM149 129V130H150ZM158 129V128H157ZM160 129V128H159ZM24 130V129H23ZM39 131H40V129H38ZM85 130V129H84ZM102 130V129H101ZM100 130V131H101ZM115 130V129H114ZM113 130V131H114ZM118 130H120V128L118 129ZM183 130H185V129H183ZM83 131V130H82ZM96 131V130H95ZM97 131H99L98 129H97ZM110 131V134H112L113 132H111ZM116 131V130H115ZM152 131H153V128H152ZM152 131H150V133L152 132ZM158 131V130H157ZM160 131V130H159ZM173 131V130H172ZM2 132H4V131H2ZM38 132V131H37ZM41 132V131H40ZM65 132V131H64ZM73 132V131H72ZM75 132V131H74ZM120 132V131H119ZM129 132V134H132V133H130V131H128ZM128 132H127V135H129L128 134ZM142 132L143 133H145V131H143L142 130ZM155 132V131H154ZM154 132H152V133H154ZM169 132V131H168ZM183 132V131H182ZM181 132V133H182ZM97 133V132H93V130H92V132L90 133V135L91 136H95L96 137V135H97V137H99V138H101L100 136V133H98V134H95ZM108 133V132H107ZM148 133V132H147ZM160 133V132H159ZM170 133V132H169ZM168 133V134H169ZM178 133V132H177ZM184 133V132H183ZM182 133V134H183ZM40 134V133H39ZM48 134V133H47ZM50 134V133H49ZM65 134V133H64ZM64 134H57V135H63L64 136ZM74 134V133H73ZM116 134V133H115ZM121 134H123V132L121 133ZM120 134V135H121ZM146 134V133H145ZM144 134V135H145ZM158 134V133H157ZM163 134H165V133H163ZM167 134V133H166ZM182 134H181V137H182ZM55 135V134H54ZM54 135H53V137H54ZM75 135V134H74ZM79 135V134H78ZM78 135H77V137H78ZM81 135V134H80ZM109 135V134H108ZM126 135V134H125ZM126 135V136H127ZM152 135H154V134H152ZM156 135V134H155ZM154 135V136H155ZM171 135V134H170ZM184 135V134H183ZM45 136V135H44ZM47 136V135H46ZM50 136V135H49ZM112 137H114L113 136V134L111 135ZM131 136V135H130ZM135 136H138V135H134V137ZM1 137V136H0ZM25 137V136H24ZM48 137V136H47ZM51 137H52V135H51ZM58 137V136H57ZM60 137V136H59ZM69 137V136H68ZM76 137V138H77ZM81 137H82V135L80 136V138L78 137V139H79V141L81 142V140H84L85 141V139H81ZM110 137V136H109ZM112 137H111V139H112ZM116 137V136H115ZM131 137H133V136H131ZM131 137H128V138H131ZM157 137V136H156ZM167 137V136H166ZM183 137H185V136H183ZM201 137H205V139L204 140H201L200 142H198L197 143V140H199V138H201ZM22 138V137H21ZM28 138V137H27ZM29 138H30V136H29ZM31 138H33V137H31ZM30 138V139H31ZM50 138V137H49ZM63 138V137H62ZM124 138V137H123ZM162 138V137H161ZM169 138V137H168ZM2 139V138H1ZM14 139V138H13ZM24 139V138H23ZM53 139V138H52ZM77 139V140H78ZM103 139V138H102ZM101 139V140H102ZM132 139V138H131ZM135 140L137 139V137L136 138H134ZM164 139H166L165 137H164ZM185 139V138H184ZM184 139H182V140H184ZM187 139V140H188ZM6 140V139H5ZM22 140V139H21ZM20 140V141H21ZM26 140V139H25ZM60 144L62 143L61 141L63 140H61V137H60ZM104 140V139H103ZM117 140V139H116ZM124 140H128V139H124ZM159 140V139H158ZM161 140V139H160ZM23 141V140H22ZM27 141V140H26ZM49 141V140H48ZM70 141V138L68 139V142ZM83 141V142H84ZM86 141H87V139H86ZM113 141V140H112ZM121 141H123L122 140V138H121ZM129 141V140H128ZM140 141H142V140H140ZM145 141V140H144ZM144 141H142V142H144ZM185 141V140H184ZM1 142H3V141H1ZM24 142V141H23ZM22 142V144H24ZM30 142H33V143H35V140L33 141V139H31V141ZM37 142H38V140H37ZM47 142V141H46ZM46 142H44V143H46ZM56 142V141H55ZM71 142V141H70ZM70 142H69V144H70ZM99 142H101L100 141V139H99ZM113 142H115V141H113ZM119 142H120V140H119ZM119 142H115L114 143V146H116V143L118 144ZM136 143L138 142V141H135ZM6 143V142H5ZM26 143V142H25ZM32 143V144H33ZM71 143H73V142H71ZM103 143H104V145H105V142L104 141H102L100 144H102L103 145ZM109 143L110 144H112V145H109ZM124 143L125 144H127V142H125L124 141ZM124 143H122V146H126ZM131 143V142H130ZM158 143V142H157ZM183 143V142H182ZM16 144H19V142L18 143H15V145ZM21 144V143H20ZM69 144H67L68 145V147L69 148H67V149H70V146H71V144L69 145ZM85 144H87L86 145V147L88 146V142H85ZM84 144V145H85ZM120 144H121V142H120ZM119 144V146H121ZM144 144V143H143ZM29 145V144H28ZM37 145H38V143H37ZM57 145V144H56ZM62 145H63V143H62ZM66 144H65V142H64V146H65ZM101 145V146H102ZM107 145H109V146H112V148H114L113 147V143L112 142H109L108 141V144ZM130 145V144H129ZM138 145H140V144H138ZM141 145H142V143H141ZM150 145V144H149ZM181 145V144H180ZM179 145V146H180ZM17 146V145H16ZM22 146V145H21ZM27 146V145H26ZM54 146V145H53ZM61 146V145H60ZM59 146V147H60ZM92 145L91 144H89V147H91ZM98 146H100V145H98ZM128 146V145H127ZM144 146V145H143ZM143 146H141V147H143ZM161 146V145H160ZM17 147H20V145H18ZM34 147H36V146H34ZM40 147V146H39ZM74 147V146H73ZM88 147V148H89ZM94 146H92L91 147V149L93 148ZM105 147H106V145H105ZM118 147V146H117ZM117 147H115V148H117ZM129 147H131V149H132V147H135V145L133 146V144H132V146H129ZM136 147H138V146H136ZM169 147V146H168ZM186 147L187 146H185L184 148L186 149ZM190 147H191V145H190ZM189 147V148H190ZM3 147H1V149H2ZM5 148H7V147H5ZM10 148V147H9ZM26 148V147H25ZM28 148V147H27ZM50 148V147H49ZM76 148H77V146H76ZM96 148V147H95ZM95 148H93V149H95ZM101 148H103V146L101 147ZM111 148V147H110ZM139 148V147H138ZM144 148V147H143ZM146 148V147H145ZM188 148V147H187ZM189 148L187 149V150H189ZM8 149V148H7ZM18 149H20V148H17L16 150H18ZM22 149V148H21ZM118 149H121L120 147L118 148ZM123 149V148H122ZM125 149V148H124ZM130 148H127V151L129 150ZM182 149V148H181ZM181 149H180V151H181ZM29 150V149H28ZM37 150V149H36ZM35 150V151H36ZM55 150V149H54ZM57 150V149H56ZM59 150H60V148H59ZM64 150V149H63ZM66 150V149H65ZM70 150H75L74 148L72 149V147H71V149ZM144 150V149H143ZM158 150V149H157ZM161 150V149H160ZM175 150V149H174ZM186 150V151H187ZM11 151V150H10ZM25 150H23V152H24ZM48 151V150H47ZM58 151V150H57ZM67 151V150H66ZM92 151V150H91ZM122 151V150H121ZM120 151V152H121ZM126 151V152H127ZM145 151H146V149H145ZM197 151V152H198ZM1 152V151H0ZM9 152V151H8ZM7 152V153H8ZM17 152V151H16ZM18 152H19V150H18ZM17 152V153H18ZM22 152V151H21ZM27 152V151H26ZM55 152V151H54ZM60 152V151H59ZM67 152H69V151H67ZM71 152V151H70ZM96 152V151H95ZM131 152V151H130ZM137 152V151H136ZM135 152V153H136ZM5 153V152H4ZM3 153V154H4ZM20 153V152H19ZM29 153V152H28ZM38 153V152H37ZM36 153V154H37ZM166 153H167V151H166ZM179 153V152H178ZM181 153H182V151H181ZM180 153V154H181ZM183 153H185V152H183ZM191 153V152H190ZM192 153H193V150H192ZM196 153V152H195ZM12 154V153H11ZM14 154V153H13ZM35 154V156H37ZM45 154V153H44ZM52 154V153H51ZM105 154V155H104ZM103 155H102V157H101V159L102 158H104V156H107V154L106 153H104ZM148 154H150V153H148ZM187 154V153H186ZM185 154V155H186ZM197 154V153H196ZM204 154V153H203ZM10 155V154H9ZM19 155V154H18ZM22 155H24V153H22ZM26 155V154H25ZM25 155H24V157H25ZM39 155V154H38ZM54 155H55V153H54ZM66 155H69V156H66ZM65 156L66 157H68V159H69V157H70V155H72V154H66ZM116 155V154H115ZM125 156L124 155V153L122 154L121 153V155H119V157L120 156ZM132 155H134V154H132ZM131 154H127V156H128V158L130 157V156H132ZM147 155V154H146ZM161 155V154H160ZM12 156V155H11ZM16 156V155H15ZM14 155H13V157H15ZM58 156V155H57ZM113 156V155H112ZM122 156V158H124ZM172 156V155H171ZM175 156V155H174ZM177 156H179V154L177 155ZM182 156V155H181ZM202 156V155H201ZM2 157H3V155H2ZM1 157V158H2ZM7 157H9L8 155H7ZM17 157V156H16ZM72 157V156H71ZM108 157V156H107ZM115 157V156H114ZM113 157V158H114ZM148 157V156H147ZM163 157V156H162ZM184 157V156H183ZM6 158V157H5ZM10 158V157H9ZM18 158H20L21 159V157H19L18 156ZM26 158V157H25ZM25 158H22V160H20L19 161V159H17L16 161L20 164H22L23 165V163H24V161L26 160ZM32 158V157H31ZM45 158V157H44ZM43 158V159H44ZM58 158V157H57ZM98 158V157H97ZM109 158H110V156H109ZM122 158H119V159H122ZM126 158V157H125ZM176 158V157H175ZM8 159V158H7ZM24 159V160H23ZM54 159H56L55 158V156H54ZM111 159V158H110ZM118 159V158H117ZM118 159V160H119ZM136 159V158H135ZM147 159V158H146ZM188 159V158H187ZM186 159V160H187ZM214 159V158H213ZM12 160V159H11ZM34 160V159H33ZM105 160H109L108 158L107 159H105ZM105 160H103L102 159V163L104 164V161ZM124 160V159H123ZM122 160V161H123ZM158 160H160V159H158ZM181 160V159H180ZM185 160V161H186ZM14 161V163H15V160H13ZM29 161H30V159H29ZM40 161H42V160H40ZM46 161V160H45ZM59 161V160H58ZM70 161H71V159H70ZM107 161H105V164H106V162ZM182 161V160H181ZM191 161H193V160H191ZM210 161V162H209ZM2 162H3V160H2ZM1 161H0V163H2ZM26 162V161H25ZM32 162V161H31ZM101 162V161H100ZM108 162H110V160L108 161ZM120 162V161H119ZM160 162V161H159ZM173 162V161H172ZM212 162H213V160H212ZM10 163V162H9ZM43 163V162H42ZM54 163H55V161H54ZM66 162H64V164H65ZM101 163V164H102ZM157 163V162H156ZM163 163V162H162ZM205 163V162H204ZM210 163V164H209ZM3 164H5V163H3ZM25 164V163H24ZM29 164H31V163H29ZM69 164V163H68ZM102 164V166H104ZM120 164V163H119ZM123 164V163H122ZM13 165H15V164H13ZM17 165V164H16ZM15 165V166H16ZM21 165V166H22ZM58 165V164H57ZM72 165H73V163H72ZM93 165V164H92ZM96 165V164H95ZM182 165V164H181ZM184 165V164H183ZM27 166V165H26ZM63 166V165H62ZM123 166H124V164H123ZM126 166V165H125ZM171 166H173V165H171ZM17 167V166H16ZM24 167V166H23ZM52 167V166H51ZM71 167V166H70ZM78 167V166H77ZM97 167V166H96ZM164 167V166H163ZM15 168V167H14ZM32 168V167H31ZM45 168V167H44ZM44 168H43V170H44ZM69 168V167H68ZM93 168V167H92ZM104 168V167H103ZM124 168V167H123ZM2 169V168H1ZM0 169V170H1ZM13 169V168H12ZM16 169V168H15ZM67 169V168H66ZM72 169H73V167H72ZM94 169H95V167L93 168V170H92V172H94ZM99 169V168H98ZM121 169V168H120ZM14 170V169H13ZM21 170H22V168H21ZM30 170V169H29ZM37 170V169H36ZM45 170H46V168H45ZM54 170V169H53ZM56 170H58V169H56ZM70 170V169H69ZM77 170V169H76ZM95 170H97V169H95ZM100 171H101V169H99ZM153 170V169H152ZM33 171H34V169H33ZM40 171H42V170H40ZM68 171V170H67ZM175 171V170H174ZM30 172V171H29ZM43 172V171H42ZM44 172H47V171H44ZM49 172V171H48ZM47 172V173H48ZM96 172H98V170L96 171ZM150 172V171H149ZM158 172V171H157ZM0 173H1V171H0ZM12 173V172H11ZM14 173V172H13ZM60 173V172H59ZM67 173V172H66ZM121 173V172H120ZM2 174V173H1ZM46 174V173H45ZM69 174V173H68ZM198 174H199V172H198ZM203 174V175H202ZM12 175V174H11ZM10 175V176H11ZM30 175H32V174H30ZM67 175V174H66ZM113 175V174H112ZM143 175V174H142ZM152 175V174H151ZM158 175V174H157ZM195 175V174H194ZM13 176V175H12ZM27 176V175H26ZM59 176H61V175H59ZM97 176V175H96ZM141 176V175H140ZM139 176V177H140ZM45 177V176H44ZM120 177H122V176H120ZM134 177V176H133ZM150 177V176H149ZM190 177V176H189ZM12 178H14V176L12 177ZM27 177H25V179H26ZM30 178V177H29ZM67 178H69V177H67ZM84 178V177H83ZM110 178V177H109ZM200 178V179H201ZM36 179V178H35ZM34 179V177H33V180H35ZM42 179V178H41ZM44 179H46V178H44ZM60 179V178H59ZM73 179V178H72ZM121 179V178H120ZM199 179V180H200ZM202 179H201V181H202ZM205 179V178H204ZM203 179V180H204ZM8 180V179H7ZM36 180H38V179H36ZM115 180V179H114ZM17 181V180H16ZM20 181V180H19ZM79 181V180H78ZM161 181V180H160ZM180 181V180H179ZM198 181V180H197ZM11 182H12V180H11ZM15 182V181H14ZM37 182V181H36ZM40 182V181H39ZM41 182H43V181H41ZM40 182V183H41ZM81 182V181H80ZM126 182V181H125ZM149 182V181H148ZM204 182H206V181H204ZM16 183H18V182H16ZM15 183V184H16ZM22 183V182H21ZM38 183V182H37ZM36 183V184H37ZM46 183H47V181H46ZM45 183V184H46ZM134 183V182H133ZM138 183H139V180H138ZM142 183V182H141ZM164 183V182H163ZM166 183V182H165ZM3 184V183H2ZM1 184V185H2ZM53 184V183H52ZM83 184V183H82ZM145 184V183H144ZM6 185V184H5ZM9 185H11V184H9ZM34 185V184H33ZM32 185V186H33ZM38 185V184H37ZM36 185V186H37ZM48 185V184H47ZM17 187H18V185H16ZM35 186V187H36ZM46 186V185H45ZM44 186V187H45ZM52 186V185H51ZM79 186V185H78ZM83 186V185H82ZM82 186H81V188H82ZM122 186V185H121ZM136 186V185H135ZM163 186V185H162ZM187 186V185H186ZM6 187V186H5ZM10 187V186H9ZM20 187V186H19ZM28 187V186H27ZM40 187V186H39ZM42 187V186H41ZM47 187H49V186H47ZM46 187V188H47ZM138 187V186H137ZM143 187V186H142ZM212 187V186H211ZM223 187H221L222 189L221 190H223L224 188ZM14 188V187H13ZM16 188V187H15ZM43 188V187H42ZM52 188V187H51ZM59 188V187H58ZM200 188V187H199ZM6 189V188H5ZM7 189H10L11 190V188H7ZM133 189V188H132ZM171 189V188H170ZM178 189V188H177ZM184 189V188H183ZM201 189H204V188H201ZM201 189H199V190H201ZM211 189V188H210ZM209 189V190H210ZM1 190V189H0ZM36 190V189H35ZM46 190V189H45ZM48 190V189H47ZM123 190V189H122ZM121 190V191H122ZM138 190V189H137ZM144 190V189H143ZM8 191V190H7ZM40 191V190H39ZM79 191H80V189H79ZM196 191V190H195ZM218 191V190H217ZM224 191V190H223ZM11 192V191H10ZM26 192V191H25ZM44 192V191H43ZM46 192V191H45ZM52 191H51V189H50V193H51ZM137 192V191H136ZM148 193H149V191H147ZM169 192V191H168ZM202 192H203V190H202ZM201 192V193H202ZM212 192H213V190H212ZM218 192H220V190L218 191ZM246 193V194H244L243 195V193ZM0 193H2V192H0ZM14 193H16L15 191H14ZM22 193V192H21ZM38 193V192H37ZM47 193V192H46ZM87 193V192H86ZM129 193H131V192H129ZM133 193V192H132ZM145 193H146V191H145ZM189 193V192H188ZM192 193H193V191H192ZM208 193V192H207ZM213 193H215V192H213ZM213 193H211L212 195H213ZM223 193V192H222ZM221 193V194H222ZM6 194V193H5ZM4 194V192H3V195H5ZM9 193H7V195H8ZM122 194V193H121ZM177 194V193H176ZM217 193H215V195H216ZM219 195H220V193H218ZM217 194V198H218V195ZM224 194H226V193H223V195ZM12 195H14V194H12ZM51 195V194H50ZM165 195H167V194H165ZM189 195V194H188ZM42 196H44L43 194H42ZM41 196V197H42ZM78 196V195H77ZM123 196V195H122ZM175 196V195H174ZM182 196V195H181ZM240 196V197H239ZM3 197V196H2ZM25 195H24V199H25ZM170 197V196H169ZM211 197V196H210ZM215 197V196H214ZM213 197V198H214ZM220 197L222 198V195H220ZM233 197V196H232ZM49 198V197H48ZM209 198V197H208ZM216 198V197H215ZM235 197H234V199H236ZM0 199H1V197H0ZM13 199V198H12ZM17 199V198H16ZM75 199V198H74ZM106 199V198H105ZM110 199V198H109ZM148 199V198H147ZM176 199V198H175ZM3 200V199H2ZM18 200V199H17ZM81 200V199H80ZM149 200V199H148ZM9 201V200H8ZM173 201V200H172ZM176 201V200H175ZM185 201H187V200H185ZM218 201H221V199L220 200H218ZM230 201V200H229ZM234 201V200H233ZM104 202V201H103ZM145 202V201H144ZM226 202V201H225ZM238 202V201H237ZM1 203V202H0ZM3 203V202H2ZM9 203V202H8ZM18 203H20V202H18ZM29 203V202H28ZM120 203V202H119ZM223 204H225L224 202H222ZM221 203V204H222ZM227 203V202H226ZM233 203V202H232ZM232 203H230V204H232ZM70 204V203H69ZM217 204V203H216ZM219 204H220V202H219ZM228 204V203H227ZM229 204V205H230ZM234 204H235V202H234ZM238 204H239V202H238ZM10 205H12V204H10ZM16 205V204H15ZM29 205V204H28ZM74 205V204H73ZM170 205V204H169ZM174 205V204H173ZM184 205V204H183ZM3 206V205H2ZM191 206V205H190ZM215 206V205H214ZM223 205H221V206H219V207H222ZM225 207H226V205H224ZM231 206V205H230ZM237 206H235V207H237ZM248 206V205H247ZM1 207V206H0ZM4 207H6V206H4ZM175 207V206H174ZM174 207L172 208V209H174ZM211 207V206H210ZM210 207L209 206H207L206 208H208V211H207V213H210L211 212V210H212V212H211V214L213 213V215L212 216H214L216 213H218V212H216L215 213V211H213L214 209H212L211 208V210H209L210 209ZM218 207V206H217ZM88 208V207H87ZM116 208V207H115ZM168 208V207H167ZM223 208V207H222ZM227 208V207H226ZM246 208V207H245ZM110 209V208H109ZM142 209V208H141ZM223 209H225V208H223ZM223 209L221 210V211H223ZM228 209V208H227ZM236 209V210H237ZM248 209H247V211H248ZM5 210V209H4ZM113 210V209H112ZM205 210H207V209H205ZM244 210V208H242V211ZM24 211V210H23ZM27 211H29L28 209H27ZM32 211V210H31ZM87 212L89 211V210H86ZM190 211V210H189ZM221 211L219 212V213H221ZM226 211V210H225ZM238 211V210H237ZM236 211V212H237ZM249 211V213L247 212V214H249L248 216H252L251 215V212ZM5 212V211H4ZM7 212V211H6ZM87 212H84V213H87ZM165 212H166V210H165ZM228 212V211H227ZM226 212V213H227ZM239 212V211H238ZM27 213V212H26ZM68 213V212H67ZM95 213V212H94ZM143 213V212H142ZM219 213L218 214H216L215 216H216V218H217V216H220L219 215ZM239 213H241V214H243L242 212H239ZM1 214V213H0ZM5 214V213H4ZM92 214V213H91ZM151 214V213H150ZM223 214V213H222ZM232 214V213H231ZM235 215H236V213H234ZM247 214H244V215H246L247 216ZM23 215H25V214H23ZM29 216L31 215V214H28ZM88 215V213L86 214V216ZM147 215H148V213H147ZM89 216V215H88ZM208 216H210V214H208ZM232 216V215H231ZM238 216H240V215H238ZM3 216H1V218H2ZM84 217V216H83ZM83 217H81V219H83ZM93 217V216H92ZM211 217V216H210ZM223 217H224V215H223ZM222 217V218H223ZM227 217V216H226ZM263 217V218H262ZM84 218H86V220H87V217H84ZM138 218V217H137ZM141 218V217H140ZM213 218V217H212ZM218 218H220V217H218ZM222 218H220V219H222ZM233 218V220H235L236 218H237V216H236V218L235 217H232ZM240 218V217H239ZM243 219H244V217H242ZM241 218V219H242ZM249 218V217H248ZM89 219V218H88ZM254 219V218H253ZM79 220V219H78ZM91 220V219H90ZM211 220H213V219H211ZM215 220V219H214ZM217 220V223L218 222H220L219 221V219H216ZM233 220L231 221V222H233ZM245 220V219H244ZM256 220V219H255ZM255 220L253 221V223L255 222ZM259 220V221H260ZM185 221V220H184ZM240 221V220H239ZM242 221V220H241ZM257 221V220H256ZM259 221H257V224L259 223L260 224V222ZM1 222V221H0ZM35 222V221H34ZM112 222V221H111ZM223 222V221H222ZM221 222V223H222ZM235 223H236V221H234ZM58 223V222H57ZM76 223H77V221H76ZM78 223H80L81 224V222H78ZM89 223V222H88ZM87 223V224H88ZM183 223V222H182ZM215 223V222H214ZM238 223V222H237ZM236 223V224H237ZM86 224V223H85ZM219 224V223H218ZM234 224V223H233ZM239 224V223H238ZM256 224V225H257ZM262 224V223H261ZM58 225H60V224H58ZM111 225H112V223H111ZM154 225V224H153ZM221 227H222V224H219ZM75 226H77V225H75ZM82 226V224L81 225H78V227L77 228H79V230L82 228V229H84L85 227H84V224H83V227H81ZM86 226V225H85ZM164 226V225H163ZM219 226V227H220ZM230 227H232L233 226V228H234V225H229ZM239 226V225H238ZM238 226H237V228H238ZM226 227V226H225ZM235 227H236V225H235ZM258 227H260V225L258 226ZM227 228V227H226ZM3 229V228H2ZM81 229V230H82ZM159 229H160V227H159ZM231 230H232V228H230ZM55 230V229H54ZM238 230V229H237ZM164 231V230H163ZM51 232V231H50ZM56 232V231H55ZM206 232V231H205ZM54 233V232H53ZM59 233V232H58ZM77 233V232H76ZM50 234V233H49ZM65 234V233H64ZM231 234V233H230ZM259 234V233H258ZM46 235H48V234H46ZM45 235V236H46ZM73 235V234H72ZM102 235V234H101ZM43 236V235H42ZM75 236V235H74ZM62 237H63V235H62ZM69 237V236H68ZM71 237V236H70ZM221 237V236H220ZM34 238V237H33ZM143 238H144V236H143ZM69 240V239H68ZM198 240V239H197ZM216 240V239H215ZM47 241V240H46ZM141 241V240H140ZM49 242V241H48ZM199 242V241H198ZM206 242V241H205ZM202 243V242H201ZM44 245V244H43ZM139 245V244H138ZM141 245V244H140ZM205 245V244H204ZM52 246V245H51ZM65 248V247H64ZM136 248V247H135ZM135 248H134V250H135ZM55 250V249H54ZM58 251V250H57ZM57 253V252H56ZM20 254V253H19ZM53 254V253H52ZM195 255V254H194ZM207 255V254H206ZM113 256V255H112ZM18 257V256H17ZM193 257V256H192ZM19 258V257H18ZM113 258V257H112ZM115 258V257H114ZM113 258V259H114ZM127 258V257H126ZM74 259V258H73ZM194 259V258H193ZM20 260V259H19ZM24 260V259H23ZM65 260V259H64ZM115 260H117V259H115ZM21 261H22V259H21ZM38 261V260H37ZM119 261V260H118ZM117 261V262H118ZM20 262V261H19ZM65 262H67V261H65ZM126 262V261H125ZM39 263H40V261H39ZM69 263V262H68ZM119 263V262H118ZM128 263V262H127ZM126 263V264H127ZM22 264V263H21ZM29 264V263H28Z\"/></svg>","mask_w":264,"mask_h":264},{"label":"water","instance_id":"obj_3","mask_svg":"<svg viewBox=\"0 0 264 264\" xmlns=\"http://www.w3.org/2000/svg\"><path fill=\"white\" fill-rule=\"evenodd\" d=\"M42 187L44 186V182L40 184ZM173 229L168 230V233L165 237L159 239L150 249L145 250L144 253L146 256H142L143 258H139L140 255H135L133 260L129 264H159V255L162 251H164L167 247V242L170 241V238L173 235ZM195 236L191 231H187L178 244L171 245L169 248V253L167 254V259H165L163 264H180L183 259L190 254V250L195 244ZM248 250V249H247ZM247 250L238 258L231 259L228 264H264L261 261H258L257 258H249L247 259L246 253ZM263 255V254H262ZM6 257V256H5ZM24 262L29 263L31 261L30 255H25Z\"/></svg>","mask_w":264,"mask_h":264}]
</instances>
